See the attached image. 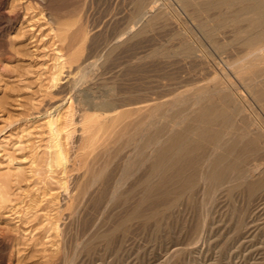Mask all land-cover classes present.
I'll list each match as a JSON object with an SVG mask.
<instances>
[{"label": "rangeland", "instance_id": "obj_1", "mask_svg": "<svg viewBox=\"0 0 264 264\" xmlns=\"http://www.w3.org/2000/svg\"><path fill=\"white\" fill-rule=\"evenodd\" d=\"M22 1H24V2L22 3ZM30 1H31V3H29V4L32 6V9H30L29 11L24 10V8L22 6H24V5L26 6L27 3ZM30 1L29 0L28 1L27 0H21V1L20 0H11V1L10 0H0V3H1L0 4V8H1L0 9L1 10L0 11V38L3 37L2 39H0V67H1V69H0V104H1L0 105V125H1L0 126L1 127L0 128V175L1 174L3 175V173L8 171V170L10 171L11 175L13 172V175L11 178L12 184L10 183V187L8 188L9 190L7 189L4 192L5 198L2 196L1 191H0V199H1L0 200V214L6 215L7 213L8 214L11 213L12 210L13 211L15 210L18 212V213L15 212L16 213L15 214L12 211L11 214L13 217L10 216L11 214L9 216H6L7 218L4 217L5 215L4 216L0 215V228L2 227L0 230V235H1L0 236V243L2 242L0 245V249L3 250V252L0 250V257L1 256L3 257V258L1 257L2 259L0 260L1 261L0 264H4V263L5 264H55V263L56 264H66V263L67 264H264V191H263L264 186L259 187V183L256 184L257 180H258V182L264 180V174L262 175V177L260 179H256V180L255 179L251 180L250 178L246 179L247 177H244L246 174L245 170H248L249 168H253L255 165H258L260 163H264V155H263L264 154V148H263L264 147V145H263L264 144V140H263L264 139V107H263L264 106V86H263L264 85V76H261L259 74L260 69L256 68V67H253V69L249 73L244 75L245 77L243 75H237L235 73V67L237 66L236 63L238 61L237 59L244 56V54L247 51V46L244 44L245 35L239 33V29L241 27H243L244 25H247V24H245V23H247V21L244 20V21L240 22L239 24H237V26L228 27L226 29H223L222 31H220L221 26H219L221 24V21H223V19H225V18L227 19L231 15V12H233V13L239 12L241 10V6H237L233 9H228V10H227V8H212L211 7L208 10L207 4L208 3L212 4L215 0L214 1L213 0H211V1L210 0H152V1L148 0L147 3H145L146 0H133V1L132 0H109V1L108 0H81V1L80 0H78V1L77 0L76 1L75 0H66V2H65V0H56V3L55 2L53 3V0H50V1L49 0H41V1L30 0ZM139 1H140V4H139ZM143 1H145V2H143ZM17 2H19L20 4ZM75 2H76V5L74 4ZM78 2H80V3H78ZM68 3L71 5H75L76 8L74 6L69 5ZM49 4L51 5V7H49ZM143 4H144V6H143ZM17 5L19 6V8L17 7ZM35 5L36 6L38 5V7H36ZM47 5H48V7H47ZM67 5H69V8ZM82 5L83 6L85 5V6L83 7ZM199 6H200V8H199ZM71 7H74V9L78 13ZM80 7L82 9H80ZM138 7H140V9ZM143 7H147V8L154 7L153 16L147 14L146 16H144L142 18V16H141L142 10L141 9H143ZM161 7L164 9H162ZM50 8H52V9H50ZM77 8H79V9L77 10ZM14 9H15V11H14ZM84 9H86V10L82 13V11ZM34 10H37V12ZM79 10H81V11H79ZM4 11H6V12H4ZM10 11H11V13H10ZM53 11H55L56 13ZM60 11H63V12L60 13ZM223 11H225V12H223ZM2 12L5 14H3ZM21 12H22V14H21ZM27 12H28V14H27ZM64 12H65V14H64ZM75 13H76V16H75ZM38 14L39 15L43 14L41 18H40V16L38 18V19H40L39 21H41L40 23H39V21H37L38 19H36L38 17L37 16ZM67 14H68V16H66ZM228 14H230V15H228ZM15 15L17 17H15ZM24 15H25V17H24ZM46 15H48V16H46ZM55 15H56V17H55ZM22 16L24 18H26V17L27 18L24 19ZM43 16H45V17H43ZM60 16H62V18ZM49 17H50V19H49ZM54 17L55 18H57V17L61 18L60 21L62 20L63 21V22L61 21L62 23H64V21H65L66 24H68L71 21L69 23L70 25H68L69 26V32H68L69 34H73L77 30H79V31L81 30V33H82L81 37L75 41V43L73 44V47L71 48L72 50H70L69 53L65 49V43L58 40L59 39L58 36L60 35V32L58 30L59 24L57 23V20H55ZM217 17H220V18H217ZM11 18L13 20H11ZM45 18H46V21L44 20ZM51 18H52V20H51ZM63 18H64V20H63ZM77 18H80V19H77ZM48 19L50 21H48ZM219 19H220V21H219ZM140 21L143 23H141ZM144 21H146V22H144ZM216 21H217V23L218 22L219 23L217 24ZM31 22L34 24H37L34 29H30L31 28V27L29 28L30 25H27ZM20 23H22V24L20 25ZM38 23H39V25H38ZM45 24L47 26H45ZM77 24H79V25L82 24V26L84 25L85 27L80 26V27H82V29H81L79 27V25H77ZM213 24L215 27L213 26ZM19 25H20V27H19ZM241 25H243V26H241ZM24 26H26V27L24 28ZM77 27H79V29ZM18 28H20L22 32H20V29H18ZM28 28H29L30 34L27 32ZM55 28H57V31ZM245 28H246V26H245ZM48 29H50V30L52 29L53 31L51 30L52 31L51 32ZM262 29H263L262 27H258L256 29V32H259ZM18 30H19V32H18ZM37 30H38V32H37ZM82 30H83V32H82ZM41 31H42V34H41ZM45 31L47 32L48 35L45 34V36H44V33H46ZM79 31H77V32H79ZM7 32H9V33H7ZM20 33H22V34L20 35ZM51 33H53V34L56 33L54 35L55 36L57 35V37H55ZM86 33H87V36H86V38H84ZM222 33H224V34L222 35ZM18 35L20 36V38L21 37L22 38L18 39V37H17ZM24 35H26V36H24ZM33 35L34 36L36 35L35 38ZM83 35H84V37H83ZM188 36H189V39H187ZM36 37H37V39H36ZM115 37H117V38H115ZM31 38H32V40H31ZM90 38H91V40H89L90 41V43H89L88 39H90ZM38 39H41V40H38ZM46 40H47V42H46ZM57 42H59V43H57ZM118 42H120V43H118ZM47 43H48V45H47ZM50 43H53L54 45L58 44V47L56 45L54 46L53 44H52V46H53L52 47ZM49 44H50V46H49ZM83 45H85L86 47L85 48L82 47ZM23 48H25V50ZM41 48H42V50H40ZM91 48H92V50H91ZM56 49L59 51H56ZM60 50H63L62 52L64 54L67 52L68 55H72L71 65L75 69L72 66H70V64L66 63V65L63 69V71H64V76H62L63 80L61 82H62V84L64 83L63 84L64 86L66 85L67 89L65 88V90H64L63 89L64 86L60 82V84L58 86H60V88L63 87L62 90L58 86L51 87L49 90V91H51L49 93L52 94L53 100H55V101L50 100V98H51V97L49 98L50 94L48 97L45 98L46 100H44L43 96H41L40 94L43 95L44 93H42V92L44 90H47V88L49 86H51V83L49 84V81H50L49 79H50L51 73H53V68L56 66V63H57L56 57L60 53ZM51 51H53V52H51ZM83 51H84V53H83ZM76 52H78L77 55L74 54ZM224 52H225V54H224ZM54 55H56V56H54ZM21 56H23V57H21ZM29 56L31 58H29ZM47 56H48V58H47ZM84 56H86V57H84ZM87 56L89 58H92V60H90ZM50 57L52 59H55V62H54V60L52 61V59ZM233 57H234V59H233ZM83 58L88 59L86 65H85V66H87L86 71L88 73V76H87L88 79L86 78V79L81 80L80 77L82 75V69L83 68L82 69L76 68V64H77V62L80 63L79 61H81ZM202 58H203V60H202ZM203 61H205V63H203ZM72 63H75V64H72ZM94 63H96L98 66ZM204 64H207L209 68H207V66ZM38 66H41V67H38ZM44 66H45V68H44ZM50 66H51V69L49 68ZM77 66H78V64H77ZM15 67L17 69H15ZM95 67H97V68H95ZM46 68H48V69H46ZM89 68H91L90 71H89ZM18 69H20V70H18ZM34 70L36 71V73ZM70 72H71V74L68 75ZM27 73H28V76L26 75ZM32 73L35 75H33ZM232 73H234V74H232ZM20 74H22V75H20ZM42 75L45 77H42ZM47 75L48 76L50 75V76L47 77ZM218 77H220L219 80L221 82L218 80ZM261 77H263V78H261ZM36 78H37V80H36ZM42 78L43 79L45 78V79L43 80ZM33 80H34V84H33L34 87H33V85H31L33 83ZM39 80L42 82L41 83L38 82ZM245 80H246V82H245ZM29 81H30V83H29ZM89 81H91V82H89ZM100 81H102V82H100ZM208 82H209V84H208ZM216 82L221 83L222 87L220 89L219 88H213L214 85L216 84ZM8 83H9V85H8ZM42 83L44 86H41ZM46 83L48 84V86L46 85ZM35 85H37V86H35ZM26 86H28V87H26ZM46 86H47V88H45ZM255 86L257 89L255 88ZM78 87H79V90H78ZM203 87H204V90L206 87V91L203 90ZM28 88H30V89H28ZM35 88L37 91L35 90ZM52 88H53V90H52ZM24 89H26L27 91ZM30 90H32V91H30ZM54 90H55V92H54ZM86 90H87V92H86ZM115 90H116V92H115ZM33 91H36L35 96H34ZM61 91H64L63 92L64 95L67 94L68 91L70 93L68 92L69 94H67V96L65 95L66 97L63 96V98H65V99H63V98H61L62 97L61 94H63V93H61ZM31 92H33V93H31ZM72 92H73V94L71 95ZM82 92H84V93H82ZM54 93H56V96ZM76 93H79V94H76ZM30 96H32V97H30ZM73 96L75 97V99L72 98ZM55 97H57L58 100ZM70 98H72L74 100L72 106L75 107V109H73V110H72L73 107L69 108V106L71 105ZM81 98L85 102H83V101L81 102ZM62 99L65 100L64 101L65 104L63 107L64 109H62V111L66 110V109H70L72 111L71 112V111L66 110V112L63 111L62 114L65 116L64 113H66L67 118L69 117L68 113H69V115H71V113L74 114L73 119L75 122L71 125V127L70 126L69 127L71 128V130H73L75 132H74L73 138H69L68 140H67V137L65 134H64L65 136L63 135V137H62V140H65V138H66V141H62V142L65 143L64 146L66 145L65 147L68 151V155H69L68 156L69 157L68 166L69 167H67L66 171H62V168H60V167L58 168V167L53 165L54 168H56L58 170L56 172V169H53V166L52 167L49 166L50 162H51V158H49L50 157V150H49L50 145H48V144H50V140H49L50 136H49V134H46L47 129L45 128L46 129L45 130L43 127H41L42 126L40 124L41 121L35 120L33 122L31 120V118H29V115H28L29 112L28 111L32 110L34 113L43 112L46 109H48V107H49L47 105V103H49V102L55 103V102H58ZM33 100H36L37 102L40 100L39 103L41 104V102H42L43 105H40V104L38 105L35 101H34L35 103L33 102V104H32ZM66 100H68V101L66 102ZM225 100H227V102ZM229 101H230V104H227ZM28 102H30L32 105L28 104ZM147 102H154L156 104V107H157V113L152 120H149V119L144 120L145 119L144 118V119H142L143 121H141V119H137L139 117V116H137V114H135V113L132 114L131 112L130 113L128 112L126 114H128V115L130 114L129 115L130 118L128 115H126V117L124 119L125 122H123L122 125L125 124L126 127H128L129 129H126L125 125L122 127V125L119 124V126H116V129L118 130L117 132H115L116 130L113 132L112 131L113 129L111 130L112 133L109 132L110 130L108 131L110 134L107 131H105L108 133L107 135H109L110 140L107 139L108 137H107V135H104V132H103V134H101V139L102 138L104 139V141L101 140V143L105 142L106 139H107V141H110L109 144L107 141H106L107 143H105L106 147H107V145H109V147H108L109 150L105 151L106 148L103 147L104 149H103V151H101L102 149L99 148V150L101 149L100 152H99V150L97 151L99 154H97V152L94 151L89 155V157H88L89 159L87 158L88 155L86 153H83L80 150L81 149L80 147L83 146L84 141H85V140L82 141V138L84 137V139H85L84 135L87 134V132L84 134V130L82 129L83 127H81V126H83V120L81 121L82 124L80 122V119H83L82 115L84 113L88 112V114H92L93 112H95L93 114L96 116V113L100 112L101 113L100 118L102 120V119H104V118H102L104 114H109V113L111 114L113 112L120 111V109L122 110L125 108H130V107L132 108L135 105L144 104ZM237 104L239 107L236 106ZM27 105L31 106L32 109H30V107H28ZM233 105H235V106H233ZM45 106H48V107L43 108ZM77 106H78V108H77ZM228 106H230V107H228ZM17 107H20L21 109L23 107V109L21 110ZM37 107H39V109ZM83 107H84V109H83ZM224 107H226V109H224ZM229 108H231V109H229ZM25 109H26L27 114L25 113ZM206 109H214L215 111H220V112L227 111L228 112L229 117L231 119L230 120L231 123L228 125H230L229 126L230 129L232 128V126H234L235 129L233 127V130H235L236 132H234L232 129L230 130L229 127L227 128V126L223 127L225 130L224 132L228 131V129H229V131H228L229 133L228 132L227 133L229 135H231L230 137L227 136L228 142H226V143L227 144L229 143L228 145L234 146L236 151L233 148L234 150H231V151L222 150V152H221L218 150H213L214 149L212 147L213 145L211 143H208L207 141H204L202 143V137H201V134L199 133V131H202L204 124L201 122L202 119L200 120L199 116ZM128 110H130V109H126V111H128ZM32 111L30 113H33ZM232 111H233V113H232ZM247 111H248V113H247ZM21 112H23V113H21ZM98 113H97V115L99 116L100 113L99 114ZM160 113H162L163 115ZM165 113L168 115H166ZM243 113L245 115L247 113L248 116H245ZM23 114H25V115L23 116ZM231 114L234 115V117L233 116L231 117ZM63 115H62L63 119L61 120V125L64 123V126L66 125L65 127H67V124L65 123L67 118L64 119ZM77 115H79L80 117ZM238 115L240 116L241 119L238 117ZM25 116H27L29 119ZM159 116H164V117L160 118ZM181 116H182V118H180L181 119L180 120L179 117H181ZM131 117L134 118V120L136 119L134 123H133L134 120L132 121ZM176 117H178V118H176ZM244 117L246 119V122L244 120ZM126 118L128 119L127 122H126ZM13 119H15V120H13ZM78 119H79V122H78ZM171 119H172V121H171ZM137 120L138 121L140 120L141 122L140 121L139 122L141 124H139V122L136 123ZM147 120H149V121L147 122ZM175 120H176V122H175ZM242 120H244V121H242ZM27 122H29L30 124ZM35 122H36V124H35ZM143 122L148 123V125H146V124L144 125ZM151 122H153V123H151ZM251 122H252V124H251ZM149 123L153 127L152 128L150 126L151 129H153V130L149 129L150 132L148 130V128H150ZM177 123H178V125H176ZM133 124H134V127H133ZM137 124L141 125V126H136ZM152 124H155V125L153 126ZM221 124L225 125L220 120V121H216L215 123L209 124L210 125L209 127H210V129L217 130V129H219L217 127V125L221 126ZM32 125L33 126L35 125L34 127L36 130L32 127ZM73 125H78V126H76L78 129H79V125H80L81 128L78 130ZM127 125H129V126H127ZM211 125H212V127H211ZM238 125L240 127H238ZM248 125H249V127H248ZM257 125H258V127L260 126L259 127L260 129L257 127ZM11 126H12V128H11ZM72 126L75 127V129ZM120 126H121V128H120ZM142 126H143V129H142ZM213 126H215L216 128ZM246 126H247V128H249L248 130L251 129L250 130V131H252L251 136H250V134H248V136L247 135L245 136ZM39 127L41 129H43L42 130L43 133L41 132V129H39ZM65 127H64V129H65ZM136 127H137V129H139V128L142 129V131L144 130V127H145V129H147L148 133L146 130L143 131L144 133L146 131V133H145L146 135L141 130H140L141 133L137 129L133 130ZM17 128H19V129H17ZM32 128L34 130H32ZM185 128L187 131L185 130ZM240 128H242L241 129L242 133L239 131ZM243 128H245V130ZM64 129H63V131L65 132ZM81 129H82V132H81ZM220 129H221V127H220ZM256 129H259L260 132L257 131ZM24 130H27L28 132L31 131L32 133H30V135L26 134L27 132L25 131L26 132L25 133ZM44 130H45V132H44ZM123 130H125V131L123 132ZM136 130L138 131V133L136 132ZM237 130H238V132H237ZM242 130H244L245 132ZM131 131H135V132L133 133ZM152 131H154V132H152ZM190 131H192V135H191ZM193 131H194L195 135L193 134ZM261 131L263 132V134H261L262 133ZM39 132H41V133H39ZM254 132L255 133L259 132V133L258 134H252ZM22 133H23V135H22ZM80 133H83V134H81V136L83 135L82 137L80 135L78 136V134H80ZM124 133H128L129 136L132 135V138H130L131 136L129 137V136H127V134L125 135ZM197 133H198V135H197ZM32 134H33V136H31ZM112 134H115V135L111 136L112 138H110V135H112ZM19 135H20V138L23 136V138H22L23 141H20V142L23 144H25L24 142H26V145H25L26 147H24L23 144H21L19 142V140H22L19 138ZM43 135H46V136L44 137ZM117 135H118V137H117ZM160 135L162 136L161 138H160ZM174 135H175V137L181 136L182 138H184L185 142L186 143L189 142V144L190 143L192 144L194 141H197L194 143L200 144L201 149L199 148L196 150V152L194 151V153L193 152L190 153L192 156V159H191L189 153H188L189 156L187 154L186 155L185 154L180 155V156H177L180 160H178L179 162H177L176 165L175 164L172 165V162H171L168 166L167 163L170 159L169 155L171 152L166 151V149H167V146H170V144L175 140ZM234 135L235 136L237 135V136L235 137ZM240 135L242 138L240 137ZM260 135H262V136H260ZM25 136H27V137H25ZM41 136L45 139V141L49 140L48 141L49 143L47 141L45 142ZM104 136H106L107 138H104ZM135 136H137V138ZM155 136L156 137L159 136L157 138L160 141ZM197 136L198 137L200 136L201 139L198 138ZM254 137L259 139V140H256L257 145L250 144V139L252 141V138H254ZM33 138H35V139H33ZM129 138L131 140H129ZM189 138H191V139H189ZM246 138L247 139L249 138V139L247 140ZM260 138H262V140ZM124 139H127V140H124ZM144 139H146V140H144ZM147 139L149 140V142H147L148 141ZM240 139H241V142L239 141ZM243 139L246 141V143L244 142ZM170 140H173V141H171V143H170ZM242 140L244 143L242 142ZM16 141H18V142H16ZM232 141H233V143H232ZM235 141H236V146H235ZM247 141H248V143H247ZM262 141H263V143H262ZM44 142L46 144H44ZM80 142H82V143H80ZM139 142H141V143H139ZM41 143H43V144H41ZM71 143L76 148L79 145L78 149L79 148L80 149L79 150L77 149V151H76V148L72 147ZM201 143L206 145V147L204 145L201 146ZM1 144H2V146H1ZM29 144H30V147H29ZM76 144H77V146H76ZM145 144H146V146H145ZM156 144H158V145H156ZM244 144H247V145H244ZM138 145H140L141 147ZM153 145H155V146L153 147ZM258 145H260L259 146L260 148L258 147L259 149L257 148ZM262 145H263V147H262ZM17 146H19V148H20V146H23L22 148L24 149V153H23V149L22 148L18 149ZM31 146H33V147H31ZM44 146L47 147L46 150L48 149V153L44 149L45 148ZM165 146H166V148H165ZM178 146L184 147V145L182 143H180V145H178ZM142 147H143V149H141ZM245 147H246V149H245ZM35 148H36V150H35ZM12 149H15L14 152ZM28 149H29V151L27 152L26 150H28ZM37 149L39 152L37 151ZM86 149H87V147H86ZM136 149H137V154H136ZM145 149L147 152L144 151ZM202 149H204L205 153H204V151H202ZM20 150H22V151H20ZM83 150H84V152L87 151L85 149H83ZM207 150H210L211 153H209V151L207 152ZM253 150H254V152H252ZM257 150L259 152L260 151L261 152L260 153L255 152ZM19 151L22 153H20ZM225 151H227V152H225ZM4 152H8V153L6 154ZM15 152L18 154H16ZM41 152L44 154L47 153V154H45L47 156H45L43 154L41 155ZM76 152H79V155ZM95 152H96V154H94ZM105 152H106V154H104ZM233 152H235V153H233ZM246 152H249V154H247ZM70 154H71V157H70ZM75 154H77L78 157L80 156V158H82L81 157L82 155H85V156L87 155L85 157V159L87 158L86 160H88V161L85 162L84 160H82V162L84 161V163L87 164L92 160L91 161L92 163H89L90 166L88 164L85 166V164H84L85 167H82V165L80 167L79 162H81V160H80V158H78L80 161L77 160V155L75 156ZM203 154H204V156H203ZM251 154H252V156H251ZM258 154H260L261 157ZM7 155L9 157V159L7 158ZM199 155L202 157L200 158ZM232 155L235 157V159H234V157H232ZM256 155L259 156L260 158L255 157ZM74 156L76 158H73ZM105 156L107 158H110V166L106 167V168H105V166L109 165V163H108L109 161L107 162L108 159ZM126 156H127V159H126ZM161 156H162V158H161ZM183 156H185V157H183ZM193 156L195 158H193ZM2 157H4L5 159H3ZM96 157H98V158H96ZM99 157L101 158V160ZM182 157L184 158V160H182L183 159ZM189 157H190V159H189ZM197 157H199V159ZM228 157H229V159H228ZM237 157H238V159H236ZM246 157H247V159H246ZM25 158H28V159H25ZM43 158H45V160H47V161H45ZM92 158H94L95 161ZM102 158L104 160H102ZM159 158H160V160H159ZM219 158L223 159L222 167H224V168L216 167L217 165L213 164L214 163L213 160L216 161ZM239 158H241L240 163H239ZM13 159H15L16 161H14ZM18 159H21V160H18ZM37 159H39L38 160L39 162L37 161ZM82 159H84V158H82ZM157 159L161 163L156 161ZM243 159H245V161H242ZM259 159L263 162H261ZM24 160H27V161H24ZM75 160H76V162H75ZM96 160H98L100 162L98 163V161H96ZM192 160H195L196 163H195V161H194V163H192L193 162ZM224 160L225 161L227 160V161L225 162ZM228 160H231V161H228ZM70 161H72V163ZM102 161H104V162H102ZM189 161L191 162V164L188 163ZM200 161L202 164L200 163ZM41 162L43 164H40ZM45 162H47L49 165ZM96 162H97V164H96ZM144 162H146V163H144ZM152 162L153 163L156 162L155 164L159 163V166L156 168V171H158V172L154 171L155 174L154 173L151 174V172H152L151 169H152V165H153ZM224 162L226 163V165ZM231 162H233V163L231 164ZM241 162H243L244 165L246 164L245 165L246 167H243V164L240 165ZM7 163H9L8 167H7ZM162 163H163V165H162ZM81 164H83V163H81ZM91 164H93V165L96 164V166H93V165L91 166ZM105 164H107V165H105ZM127 164H128V166H127ZM180 164H181V166H180ZM188 164H189V166H188ZM237 164H239V165H237ZM17 165L19 166V168L22 167L21 169L23 170V173H24L22 177H24V178H22V177L20 178L18 176L16 177V174H17L16 168L18 167ZM26 165H27V167L29 166L27 169L25 167ZM46 165H48L49 167ZM161 165H162V168H160ZM183 165H184V167H183ZM213 165H215L216 168ZM233 165H237L236 169L239 168L238 169L239 171L236 169H233L234 170L233 172L230 171L232 169L229 170L231 173H233L232 175L235 177L233 180L231 179L232 175H230V174H228L229 176L227 175V173H230L229 171L224 173V175H225L224 179L225 180L221 181L222 183L220 185L217 182H215L214 179L208 177V175L213 173L214 170H217L218 168L223 170V169H225V166L226 167H229V166L232 167ZM101 166H104V168ZM166 166H167V169H166ZM207 166L209 167V169ZM241 166L243 167L242 171H240V168H242ZM40 167L42 169H44L43 170L44 174H43ZM79 167H80V169H79ZM89 167H91L92 173L94 171H96L93 174L97 175L98 178L100 177L99 179L97 177H94V175H92V173H90L91 172V170H90L89 175H92L94 177L91 180L92 176L88 175V170H87V169H90ZM92 167H94V168L96 167V169H97V167H99V168H101V170L103 172L101 173V170L99 168L98 169L100 171L99 170L97 171L96 169H93ZM126 167H127V169H126ZM129 167H131V168L129 169ZM172 167L174 168V170H176L177 173H175V171L173 170ZM175 167H177V168H175ZM193 167H195L194 170L197 171V173L195 171H194L195 173H193ZM38 168H39V170H38ZM84 168L85 169L87 168V169L85 170ZM171 168H172V170H171ZM28 169H29V172L27 171ZM35 169L37 171H35ZM75 169L77 170V172ZM103 169H105V171ZM168 169L170 172L172 171L171 174L169 173ZM180 169L182 170V172L184 170V172L185 173L187 172V173L182 174ZM1 170L3 173L1 172ZM46 170L49 171L48 174H47ZM70 170H72V173ZM84 170L86 171L88 177L85 174ZM31 171H32V173H31ZM59 171L62 173L64 172V173L60 174ZM125 171L127 173H125ZM163 171H167V172H163ZM173 171L175 173V176L177 175L176 176L177 178L173 177V175H172V174H174ZM199 171H200V176H198ZM25 172H27V173L25 174ZM33 172H35V173H33ZM98 172H100V174H102V175H100ZM189 172H191V175L189 174ZM234 172L239 175V178L242 177L239 181L242 180V182H244V183H242V182L240 183L237 180L238 185L242 184L241 187L234 185V183H235L234 180L239 179L236 177L238 175L234 174ZM83 173L85 174V176L83 175ZM31 174L35 175V176L33 175L35 180L33 179ZM125 174H126V176H125ZM162 174H163V176L165 174V176L163 177L164 179L161 177ZM166 174H167V176H166ZM187 174L189 175V177H187L188 176ZM58 175H60V176H58ZM122 175H123V177H122ZM178 175L180 176V178L182 180L180 178H178L179 177ZM183 175H185V177ZM1 176H0V178H1ZM101 176H102V178H101ZM171 176L174 180L171 178ZM233 176H232V178H233ZM29 177H30L29 180H31V178L33 180L28 181L27 179ZM117 177H119V179L122 178V181L126 178L123 181L124 183L126 182L125 183L126 185L122 186V185H124V183L121 180H119ZM165 177H167V179ZM168 177L171 179H168ZM186 177H187L186 180H188L187 182H190L193 179L190 177H194V179L192 180L195 182L194 184L195 185L197 184L196 186H198V184L200 183V185L198 187H196L195 185L191 186L190 184L185 182L186 180L184 178H186ZM13 178L15 179L14 180L15 184H13ZM53 178H55L56 180L58 179V180L56 181ZM87 178H89L90 180ZM96 178L99 181V183H98L99 187L97 186V183L95 182V181H97ZM128 178H129V180H128ZM205 178H207V179H205ZM110 179L112 181H110ZM148 179H150V180H148ZM161 179H162V182L163 181L165 182V184L162 186H161L162 182H160ZM165 179H166V181H165ZM198 179H200V180L198 181ZM210 179H211V181L213 180L212 182L213 183L215 182L216 184L215 183L214 184L217 186H215L212 182H210ZM115 180L116 181L119 180L118 182H121V184L122 183L123 184L121 185L120 183L116 182ZM126 180H128V181H126ZM139 180L141 182H139ZM206 180H207V182H206ZM253 180H255V181H253ZM59 181H61V183ZM90 181L92 182V185L90 184L91 183ZM108 181H110V183ZM249 181H250V183H249ZM251 181H253L252 184H251ZM93 182H95L94 184L96 186L93 184ZM166 182H167V184H170L171 186H174V187L172 188L170 185H167ZM232 182H234V183H232ZM245 182H246V184H245ZM107 183L110 186H107L108 185ZM112 183H115V184L118 183V184L115 185ZM179 183H181V185H179ZM224 183H225V185H227V183H228V185L225 186ZM253 183L255 184L256 187L254 189H250V187L253 185ZM37 184L40 186H38ZM47 184H48V186H47ZM119 184L121 185L120 187L117 188L119 191L116 190V188L113 189V187H117V185L119 186ZM158 184H160V185L158 186ZM12 185H15V186L13 187ZM87 185H90V186H87ZM93 185L95 187H93ZM100 185H102V187H100ZM150 185H153L154 188ZM166 185L168 187L170 186L172 188V189L169 188L172 192H170V190L167 191L168 187H166ZM175 185H177L178 189H180V193H179V190H177V187ZM185 185H187V186H185ZM247 185L250 187H248ZM81 186H83V188H80L78 190L75 188V187L79 188ZM182 186H183V188H182ZM73 187L75 189H73ZM89 187L92 188V189L90 188L92 191H93V189L96 188L94 194L91 193L92 191L89 189ZM158 187H161V188L159 189ZM163 187L165 189H162ZM97 188H99V189H97ZM100 188H103L104 190L100 189ZM121 188L122 189L124 188V189L121 190ZM132 188L133 189L135 188V190L136 189L137 190L133 191ZM189 188H191L192 190L191 189L189 190ZM260 188H261V191H260ZM49 189H51L50 193H49V191H50ZM85 189L87 190L86 192H85ZM130 189H132V190H130ZM151 189H153V190L155 189V191H153V190L151 191ZM161 189H162V192H161ZM217 189H218V191H217ZM230 189L232 190V193H231ZM257 189H259V190H257ZM83 190L85 193L84 192L81 193ZM96 190H97V192H96ZM106 190L107 191H110V190L114 191L115 190L118 193L112 192L114 194V195H112L111 192H110V194L108 192V194H107ZM125 190L126 191L130 190L131 192L130 191H128V192L130 193L131 196ZM228 190H230V191H228ZM53 191H54V193H53ZM73 191H75L76 193ZM123 191H124V194L127 193V194H125L127 196H125V197L122 196V195H124ZM176 191H177V193H176ZM184 191H185V196H184ZM189 191H190V194H189ZM192 191H196V192L192 193ZM87 192L88 193L90 192V193L86 194ZM103 192H104V194H103ZM142 192H144V193H142ZM151 192L154 194L156 193L155 196L151 197L153 195ZM167 192H168V194H167ZM181 192H182V194H183L182 196L184 198L182 196H179V195H181ZM251 192H253V193H251ZM55 193H57V194L55 195ZM97 193H98V195H97ZM100 193H101V195H100ZM169 193L170 194L172 193L173 195L175 194L176 197H175V195L173 196L172 194L170 195ZM51 194H53V195H51ZM77 194H80V195H77ZM115 194H117L119 196L117 197V195H115ZM145 194H147V195H145ZM159 194H162V195H159ZM46 195H47V197H46ZM104 195H105V197H104ZM108 195H109V198L106 197ZM110 195H112L113 197ZM193 195H194V197H193ZM202 195H203V197H202ZM16 196L19 197L20 199L17 198ZM49 196H50V198L55 196L53 198L55 200H53L52 198L51 199L48 198ZM144 196H146L145 198H147L145 201H143L145 199ZM158 196L159 197L162 196V197L158 198ZM195 196H197V198ZM9 197H10V199H12L11 201H10ZM122 197H124V198L122 199ZM130 197H132V198H130ZM6 198H7V200H6ZM99 198L101 200L103 198V201L106 200L105 203L103 201L99 200ZM127 198L128 199L130 198V199L128 200ZM141 198L142 199L144 198L142 200V202H140ZM70 199L71 200L75 199V200H72V202H71ZM163 199H164V201H163ZM38 200H39V202H38ZM82 200H84V201H82ZM113 200H115L116 202ZM154 200H156V201H154ZM7 201L9 202V204H7L8 203ZM76 201H77V203H76ZM117 201H118V203H117ZM138 201L140 202V204L138 203ZM165 201L167 203H170V208H169L168 204H167L168 206L165 205V203H164ZM177 201L178 202L180 201V202L178 203ZM54 202H55V204H54ZM73 202H75L74 205L72 204L74 207H72V205H71V203H73ZM106 202H108V203H106ZM174 202L177 204H175ZM50 203H52L53 205H51ZM99 203L100 204L102 203L101 206L103 205L101 209H100L101 206L99 205ZM110 203H111V205H110ZM141 203H143L144 205H142ZM77 204H78V206H77ZM105 204H106V206H105ZM4 205H7L6 207L9 208L10 210L7 209ZM8 205H10L11 207ZM12 205L15 208H13ZM135 205L139 209L141 208L140 211L138 208H135L136 207ZM139 205H141V207H139ZM19 206H21V207H19ZM76 206L79 208H77ZM2 207H4V208H2ZM34 208H36V209H34ZM55 208H57V209H55ZM216 208H217V210H216ZM3 209L4 210L6 209V210L4 211ZM52 209H55V210L53 211ZM135 209H137L139 212L136 211ZM7 210H8V212H7ZM55 211L57 212L56 214H55ZM133 211H134V213H132ZM25 213H27V214H25ZM135 213H137V214H135ZM46 214H47V216H46ZM24 216H25V218H24ZM49 216H52L51 218L53 220L56 219L55 221L57 223L55 221H53L52 219H50ZM31 218L33 220L29 221V219H31ZM37 220H38V222H37ZM46 220H47V222H46ZM48 220H49V222H50V220H52V222H50V224H49ZM69 221H72V222L70 223ZM42 222H43V224H42ZM39 224H41V225H39ZM22 225H24V226H22ZM25 225H27V227ZM49 225H50V227H49ZM60 225H62V228ZM99 225H101L102 227ZM38 226H40V229ZM45 226L47 227L48 231L45 229L46 228ZM59 226H60V228H59ZM3 227L6 228L7 230L6 229L4 230ZM49 228H51L52 230L51 229L49 230ZM33 229H35V230H33ZM61 230H62V232H61ZM21 231H24V232H21ZM30 232H32V234ZM58 233H59V235H57ZM63 234H65V235L63 236ZM107 235H108V237H107ZM36 236H37V238H35ZM17 237H18V239H17ZM20 237H22V238H20ZM26 237L28 240L26 239ZM41 239H42V241H41ZM11 241H13V242L11 243ZM17 242H18V244H17ZM50 242H52V243H50ZM82 244H84V245H82ZM36 245L39 246L38 249H37ZM46 246H48V247H46ZM27 247H29V248H27ZM177 247H179V248H177ZM180 248H181V250H180ZM173 249H177V251L174 252ZM32 250H34V251H32ZM38 250L40 251V253ZM179 250H180V252H179ZM84 251H86V252H84ZM21 252H23L24 254ZM30 252L32 255L30 254ZM34 252H36V253H34ZM2 253H3V255H2ZM17 254H18V256H17ZM42 258H44V259L42 260ZM19 259H20V261H19ZM3 260H4V262H3ZM27 260H28V262H27ZM54 261H55V263H54Z\"/></svg>", "mask_w": 264, "mask_h": 264}, {"label": "bare ground", "instance_id": "obj_2", "mask_svg": "<svg viewBox=\"0 0 264 264\" xmlns=\"http://www.w3.org/2000/svg\"><path fill=\"white\" fill-rule=\"evenodd\" d=\"M11 1V0H10ZM21 1V0H20ZM28 1V0H27ZM30 1V0H29ZM33 1V0H32ZM39 1H41V0H39ZM50 1V0H49ZM76 1V0H75ZM78 1V0H77ZM81 1V0H80ZM109 1V0H108ZM133 1V0H132ZM150 1H152V0H150ZM211 1V0H210ZM214 1V0H213ZM24 1H22V3H23ZM56 3V0H53V3ZM65 2H66V0H65ZM70 2V1H69ZM143 2H145V1H143ZM148 2V0H146V2L145 3H147ZM154 2V1H153ZM190 2V1H189ZM197 2V1H196ZM208 2V1H207ZM16 3V2H15ZM17 3H19V2H17ZM26 3V2H25ZM29 3H31V1L30 2H28L27 3V5L25 6H22L23 8H24V10H26V11H29L30 9H32V6L29 4ZM35 3V2H34ZM71 3V2H70ZM73 3V2H72ZM78 3H80V2H78ZM83 3V2H82ZM91 3V2H90ZM1 4V3H0ZM4 4V3H3ZM20 4V3H19ZM18 4V5H19ZM69 4V3H68ZM75 5H76V2L74 3ZM126 4V3H125ZM139 4H140V1H139ZM11 5V4H10ZM15 5V4H14ZM17 5V7L19 8V6ZM22 5V4H21ZM54 5V4H53ZM69 5H71V4H69ZM69 5H67L68 6V8H69ZM75 5H71V6H74L75 8H76V6ZM78 5V4H77ZM81 5V4H80ZM89 5V4H88ZM149 5V4H148ZM16 6V5H15ZM36 6V5H35ZM64 6V5H63ZM66 6V5H65ZM83 6V5H82ZM85 6V5H84ZM83 6V7H84ZM143 6H144V4H143ZM237 6H241V10L239 11V12H236V13H233V12H231V15L230 14H228V15H230L227 19L225 18V19H223V21H221V24L219 25V26H221V30L220 31H222L223 29H226V28H228V27H235V26H237V24H239L240 22H242V21H247V23H245V24H247V25H241V26H243V27H241L240 29H239V33H241V34H243V35H245V40H244V44L247 46V51H246V53L244 54V56H242V57H240L239 59H237L238 61H237V66L235 67V73L237 74V75H246L247 73H249L252 69H253V67H256V68H259L260 69V75L261 76H264V0H215L212 4H207V9L209 10V8H227V10L228 9H233V8H235V7H237ZM36 7H38V5L36 6ZM46 7V6H45ZM47 7H48V5H47ZM49 7H51V5L49 4ZM74 7H71V8H73L74 9ZM89 7V6H88ZM87 8V7H86ZM139 9H140V7H138ZM162 8V7H161ZM199 8H200V6H199ZM1 9V8H0ZM10 9V8H9ZM12 9V8H11ZM34 9V8H33ZM50 9H52V8H50ZM49 9V10H50ZM72 9V10H73ZM79 8H77V10H78ZM80 9H82L81 7H80ZM110 9V8H109ZM156 9V8H155ZM162 9H164V8H162ZM75 10V9H74ZM86 9H84L83 11H82V13L85 11ZM142 10V13H141V16H142V18L144 17V16H146L147 14L148 15H151V16H153V14H154V7H151V8H147V7H143V9H141ZM211 10V9H210ZM222 10V9H221ZM225 10V9H224ZM236 10V9H235ZM1 11V10H0ZM14 11H15V9H14ZM34 11H36L37 12V10H34ZM51 11V10H50ZM76 11V10H75ZM74 11V12H75ZM79 11H81V10H79ZM4 12H6V11H4ZM24 12V11H23ZM35 12V13H36ZM53 12H55V11H53ZM61 12H63V11H60V13ZM77 12V11H76ZM223 12H225V11H223ZM228 12V11H227ZM3 13V12H2ZM10 13H11V11H10ZM40 13V12H39ZM43 13V12H42ZM56 13V12H55ZM78 13V12H77ZM229 13V12H228ZM3 14H5V13H3ZM14 14V13H13ZM21 14H22V12H21ZM24 14V13H23ZM27 14H28V12H27ZM34 14V13H33ZM47 14V13H46ZM63 14V13H62ZM64 14H65V12H64ZM163 14V13H162ZM42 15L43 14H41V15H37L38 17L36 18V19H38L39 18V16H40V18L42 17ZM49 15V14H48ZM48 15H46V16H48ZM82 15V14H81ZM120 15V14H119ZM118 15V16H119ZM178 15V14H177ZM192 15V14H191ZM20 16V15H19ZM50 16V15H49ZM66 16H68V14L66 15ZM75 16H76V13H75ZM79 16V15H78ZM135 16V15H134ZM163 16V15H162ZM213 16V15H212ZM217 16V15H216ZM15 17H17L16 15H15ZM14 17V18H15ZM23 17V16H22ZM24 17H25V15H24ZM23 17V18H24ZM31 17V16H30ZM43 17H45V16H43ZM55 17H56V15H55ZM54 17V18H55ZM61 18H62V16H60ZM116 17V16H115ZM201 17V16H200ZM203 17V16H202ZM27 18V17H26ZM26 18H24V19H26ZM58 18V19H57ZM57 18H55V20H57V23L59 24V27H58V30H59V32H60V35L58 36L59 37V39L58 40H60L61 42H64L65 43V49L68 51V53L70 52V50H72L71 48L73 47V44L75 43V41L78 39V38H80L81 37V30L79 31V30H77V31H79V32H74L73 34H69L68 32H69V26L68 25H70L69 23L71 22H69L68 24H66L65 23V21H64V23H62L61 21H60V19L61 18H59V17H57ZM147 18V17H146ZM145 18V19H146ZM158 18V17H157ZM217 18H220V17H217ZM8 19V18H7ZM49 19H50V17H49ZM48 19V21H50ZM77 19H80V18H77ZM84 19V18H83ZM141 19V18H140ZM144 19V20H145ZM203 19V18H202ZM11 20H13L12 18H11ZM10 20V21H11ZM29 20V19H28ZM40 19H38L37 21H39ZM45 21H46V18L44 19ZM51 20H52V18H51ZM63 20H64V18H63ZM67 20V19H66ZM142 20V19H141ZM152 20V19H151ZM33 21V20H32ZM44 21V22H45ZM69 21V20H68ZM77 21V20H76ZM167 21V20H166ZM218 21V20H217ZM217 21H216V23H217ZM219 21H220V19H219ZM17 22V21H16ZM24 22V21H23ZM30 22V21H29ZM41 21H39V23H40ZM80 22V21H79ZM109 22V21H108ZM138 22V21H137ZM141 22V21H140ZM144 22H146V21H144ZM199 22V21H198ZM209 22V21H208ZM28 23V22H27ZM26 23V24H27ZM39 23H38V25H39ZM46 23V22H45ZM50 23V22H49ZM52 23V22H51ZM106 23V22H105ZM116 23V22H115ZM139 23V22H138ZM141 23H143V22H141ZM140 23V24H141ZM215 23V22H214ZM219 23V22H218ZM217 23V24H218ZM7 24V23H6ZM11 24V23H10ZM22 23H20V25H21ZM25 24V25H26ZM43 24V23H42ZM48 24V23H47ZM72 24V23H71ZM147 24V23H146ZM145 24V25H146ZM175 24V23H174ZM205 24V23H204ZM208 24V23H207ZM20 25H19V27H20ZM27 25H30L29 26V28L30 29H34L35 27H36V25L37 24H34V23H29V24H27ZM51 25V24H50ZM77 25H79V24H77ZM134 25V24H133ZM138 25V24H137ZM176 25V24H175ZM4 26V25H3ZM43 26V25H42ZM45 26H47L46 24H45ZM55 26V25H54ZM80 26H82V24L81 25H79V27ZM84 26V25H83ZM82 26V27H83ZM166 26V25H165ZM213 26H214V24H213ZM245 26H246V28H245ZM22 27V26H21ZM26 26H24V28H25ZM79 27H77L78 29H79ZM82 27H80L81 29H82ZM85 27V26H84ZM143 27V26H142ZM215 27V26H214ZM258 27H262L263 29L261 30V31H259V32H256V29L258 28ZM29 28H28V30H27V32L29 33ZM41 28V27H40ZM43 28V27H42ZM53 28V27H52ZM117 28V27H116ZM219 28V27H218ZM15 29V28H14ZM18 29H20V28H18ZM38 29V28H37ZM56 29V31H57V28H55ZM93 29V28H92ZM114 29V28H113ZM144 29V28H143ZM9 30V29H8ZM16 30V29H15ZM26 30V29H25ZM48 30H50V29H48ZM52 30V29H51ZM50 30V31H51ZM115 30V29H114ZM127 30V29H126ZM32 31V30H31ZM36 31V30H35ZM53 31V30H52ZM51 31V32H52ZM86 31V30H85ZM238 31V30H237ZM10 32V31H9ZM9 32H7V33H9ZM18 32H19V30H18ZM20 32H22L21 31V29H20ZM37 32H38V30H37ZM40 32V31H39ZM46 32V31H45ZM82 32H83V30H82ZM88 32V31H87ZM93 32V31H92ZM216 32V31H215ZM5 33V32H4ZM26 33V32H25ZM27 33V34H28ZM33 33V32H32ZM232 33V32H231ZM22 33H20V35H21ZM26 34V35H27ZM30 34V33H29ZM28 34V35H29ZM41 34H42V31H41ZM45 34H47V32L46 33H44V36H45ZM51 34H53V33H51ZM54 34H56V33H54ZM53 34V35H54ZM102 34V33H101ZM224 33H222V35H223ZM4 35V34H3ZM26 35H24V36H26ZM48 35V34H47ZM209 35V34H208ZM214 35V34H213ZM231 35V34H230ZM233 35V34H232ZM2 36V35H1ZM23 36V35H22ZM34 36V35H33ZM32 36V37H33ZM36 36V35H35ZM35 36H34V38H35ZM38 36V35H37ZM55 36V35H54ZM86 36H87V33H86V35H85V37H84V35H83V37L84 38H86ZM128 36V35H127ZM221 36V35H220ZM229 36V35H228ZM18 37V39L20 38V36L18 35L17 36ZM52 37V36H51ZM55 37H57V35L55 36ZM109 37V36H108ZM107 37V38H108ZM113 37V36H112ZM225 37V36H224ZM244 37V36H243ZM3 38V37H2ZM2 38H0V39H2ZM13 38V37H12ZM22 38V37H21ZM20 38V39H21ZM46 38V37H45ZM115 38H117V37H115ZM187 38V37H186ZM217 38V37H216ZM221 38V37H220ZM36 39H37V37H36ZM49 39V38H48ZM187 39H189V36H188V38ZM244 39V38H243ZM242 39V40H243ZM16 40V39H15ZM30 40V39H29ZM31 40H32V38H31ZM38 40H41V39H38ZM51 40V39H50ZM49 40V41H50ZM89 40H91V38L90 39H88V41ZM181 40V39H180ZM219 40V39H218ZM221 40V39H220ZM224 40V39H223ZM45 41V40H44ZM29 42V41H28ZM37 42V41H36ZM43 42V41H42ZM46 42H47V40H46ZM86 42V41H85ZM92 42V41H91ZM39 43V42H38ZM41 43V42H40ZM57 43H59V42H57ZM88 43V42H87ZM89 43H90V41H89ZM118 43H120V42H118ZM171 43V42H170ZM51 44V46H52V44L53 43H50ZM50 44H49V46H50ZM85 44V43H84ZM42 45V44H41ZM47 45H48V43H47ZM54 45V44H53ZM56 45V44H55ZM54 45V46H55ZM61 45V44H60ZM221 45V44H220ZM241 45V44H240ZM37 46V45H36ZM39 46V45H38ZM46 46V45H45ZM57 47H58V44L56 45ZM78 46V45H77ZM40 47V46H39ZM42 47V46H41ZM53 47V46H52ZM56 47V48H57ZM82 47H86L85 45H83ZM91 47V46H90ZM93 47V46H92ZM171 47V46H170ZM48 48V47H47ZM76 48V47H75ZM83 48V49H84ZM116 48V47H115ZM188 48V47H187ZM186 48V49H187ZM198 48V47H197ZM242 48V47H241ZM24 50H25V48H23ZM31 49V48H30ZM53 49V48H52ZM59 49V48H58ZM87 49V48H86ZM40 50H42V48L40 49ZM64 50V49H63ZM63 50H60V53L57 55V57H56V61H57V63H56V66L53 68V73H51V76H50V81H49V84L51 83V86H49L48 88H47V86H48V84L46 83V87L45 88H47V90H44L42 93H44L43 95L42 94H40L41 96H43V99L44 100H46L45 98L46 97H48L49 96V92H51V91H49L50 90V88L51 87H55V86H58L59 84H60V82L63 80V77L62 76H64V71H63V69H64V67H65V65H66V63H68V64H70V66H72L71 65V60H72V55H68V53L66 52L65 54L62 52ZM91 50H92V48H91ZM27 51V50H26ZM56 51H59V50H57L56 49ZM55 51V52H56ZM78 51V50H77ZM188 51V50H187ZM51 52H53V51H51ZM54 52V53H55ZM97 52V51H96ZM124 52V51H123ZM37 53V52H36ZM77 53L78 52H76V53H74V54H76L77 55ZM83 53H84V51H83ZM189 53V52H188ZM24 54V53H23ZM39 54V53H38ZM44 54V53H43ZM42 54V55H43ZM49 54V53H48ZM224 54H225V52H224ZM29 55V54H28ZM33 55V54H32ZM37 55V54H36ZM84 55V54H83ZM87 55V54H86ZM105 55V54H104ZM41 56V55H40ZM49 56V55H48ZM48 56H47V58H48ZM51 56V55H50ZM54 56H56V55H54ZM18 57V56H17ZM20 57V56H19ZM21 57H23V56H21ZM45 57V56H44ZM43 57V58H44ZM84 57H86V56H84ZM88 57V56H87ZM231 57V56H230ZM29 58H31L30 56H29ZM41 58V57H40ZM51 58V57H50ZM77 58V57H76ZM89 58V57H88ZM99 58V57H98ZM136 58V57H135ZM224 58V57H223ZM227 58V57H226ZM39 59V58H38ZM42 59V58H41ZM52 59V58H51ZM78 59V58H77ZM90 60H92V58H89ZM233 59H234V57H233ZM30 60V59H29ZM54 60V62H55V59H52V61ZM100 60V59H99ZM202 60H203V58H202ZM87 61H88V59H85V58H83L81 61H79L80 63H78L77 62V64H78V66H77V64H76V68H78V69H82V75H81V80L82 79H86L87 78V76H88V73H87V71H86V68H87V66H85L86 65V63H87ZM102 61V60H101ZM51 62V61H50ZM95 62V61H94ZM218 62V61H217ZM228 62V61H227ZM98 63V62H97ZM203 63H205V61H203ZM29 64V63H28ZM53 64V63H52ZM51 64V65H52ZM72 64H75V63H72ZM94 64H96V63H94ZM100 64V63H99ZM195 64V63H194ZM202 64V63H201ZM24 65V64H23ZM97 65V64H96ZM204 65H206L207 66V68H209L208 67V65L207 64H204ZM25 66V65H24ZM29 66V65H28ZM98 66V65H97ZM229 66V65H228ZM227 66V67H228ZM19 67V66H18ZM38 67H41V66H38ZM73 67V66H72ZM71 67V68H72ZM89 67V66H88ZM4 68V67H3ZM30 68V67H29ZM44 68H45V66H44ZM50 69H51V66L49 67ZM74 68V67H73ZM94 68V67H93ZM95 68H97V67H95ZM217 68V67H216ZM0 69H1V67H0ZM15 69H17L16 67H15ZM38 69V68H37ZM46 69H48V68H46ZM75 69V68H74ZM90 69L91 68H89V71H90ZM3 70V69H2ZM1 70V71H2ZM18 70H20V69H18ZM39 70V69H38ZM66 70V69H65ZM204 70V69H203ZM35 71V70H34ZM49 71V70H48ZM47 71V72H48ZM72 71V70H71ZM216 71V70H215ZM17 72V71H16ZM40 72V71H39ZM44 72V71H43ZM46 72V73H47ZM50 72V71H49ZM52 72V71H51ZM73 72V71H72ZM2 73V72H1ZM35 73H36V71H35ZM38 73V72H37ZM66 73V72H65ZM81 73V72H80ZM30 74V73H29ZM33 74V73H32ZM49 74V73H48ZM71 74V72L68 74V75H70ZM209 74V73H208ZM222 74V73H221ZM232 74H234V73H232ZM235 74V75H236ZM20 75H22V74H20ZM27 76H28V73L26 74ZM31 75V74H30ZM33 75H35V74H33ZM45 75V74H44ZM95 75V74H94ZM219 75V74H218ZM226 75V74H225ZM228 75V74H227ZM230 75V74H229ZM32 76V75H31ZM46 76V75H45ZM45 76H43L42 75V77H45ZM48 75H47V77H49ZM224 76V75H223ZM233 76V75H232ZM22 77V76H21ZM38 77V76H37ZM208 77V76H207ZM236 77V76H235ZM239 77V76H238ZM245 77V76H244ZM250 77V76H249ZM17 78V77H16ZM26 78V77H25ZM66 78V77H65ZM79 78V79H80ZM215 78V77H214ZM219 78L220 77H218V80H219ZM261 78H263V77H261ZM23 79V78H22ZM43 79V78H42ZM45 79V78H44ZM43 79V80H44ZM88 79V78H87ZM204 79V78H203ZM222 79V78H221ZM243 79V78H242ZM12 80V79H11ZM26 80V79H25ZM36 80H37V78H36ZM35 80V81H36ZM48 80V79H47ZM46 80V81H47ZM71 80V79H70ZM205 80V79H204ZM244 80V79H243ZM16 81V80H15ZM23 81V80H22ZM32 81V80H31ZM66 81V80H65ZM220 81V80H219ZM255 81V80H254ZM18 82V81H17ZM24 82V81H23ZM22 82V83H23ZM38 82H42V81H38ZM83 82V81H82ZM89 82H91V81H89ZM100 82H102V81H100ZM206 82V81H205ZM210 82V81H209ZM209 82H208V84H209ZM221 82V81H220ZM245 82H246V80H245ZM4 83V82H3ZM25 83V82H24ZM27 83V82H26ZM29 83H30V81H29ZM39 83V84H40ZM44 83V82H43ZM43 83H42V85L41 86H44L43 85ZM109 83V82H108ZM34 84V80H33V83L31 84V85H33ZM37 84V83H36ZM61 84H62V82H61ZM64 84V83H63ZM62 84V85H63ZM102 84V83H101ZM111 84V83H110ZM8 85H9V83H8ZM18 85V84H17ZM61 85V86H62ZM98 85V84H97ZM225 85V84H224ZM232 85V84H231ZM246 85V84H245ZM255 85V84H254ZM29 86V85H28ZM28 86H26V87H28ZM35 86H37V85H35ZM40 86V87H41ZM64 86V85H63ZM73 86V85H72ZM102 86V85H101ZM207 86V85H206ZM211 86V85H210ZM234 86V85H233ZM264 86V85H263ZM20 87V86H19ZM32 87V86H31ZM33 87H34V85H33ZM59 88H60V86H58ZM75 87V86H74ZM222 86H221V83H219V82H216V84L214 85V87L213 88H221ZM232 87V86H231ZM11 88V87H10ZM63 88V87H62ZM62 88H60L61 90H62ZM65 88H66V85L64 86V90H65ZM76 88V87H75ZM74 88V89H75ZM92 88V87H91ZM250 88V87H249ZM255 88H256V86H255ZM28 89H30V88H28ZM42 89V88H41ZM59 89V90H60ZM67 89V88H66ZM88 89V88H87ZM234 89V88H233ZM243 89V88H242ZM253 89V88H252ZM257 89V88H256ZM255 89V90H256ZM24 90H26V89H24ZM34 90V89H33ZM35 90H36V88H35ZM52 90H53V88H52ZM77 90V89H76ZM78 90H79V87H78ZM203 90H204V87H203ZM237 90V89H236ZM244 90V89H243ZM27 91V90H26ZM30 91H32V90H30ZM37 91V90H36ZM36 91H33L34 92V96H35V93H36ZM81 91V90H80ZM157 91V90H156ZM204 91H206V87H205V90ZM226 91V90H225ZM33 92H31V93H33ZM54 92H55V90H54ZM57 92V91H56ZM64 91H61V93H63ZM67 92V91H66ZM65 92V93H66ZM69 92V91H68ZM67 92V94H69ZM76 92V91H75ZM86 92H87V90H86ZM115 92H116V90H115ZM213 92V91H212ZM257 92V91H256ZM82 93H84V92H82ZM210 93V92H209ZM214 93V92H213ZM242 93V92H241ZM38 94V93H37ZM55 94V96H56V93H54ZM67 94H65L66 96H67ZM73 94V92L71 93V95ZM76 94H79V93H76ZM205 94V93H204ZM215 94V93H214ZM237 94V93H236ZM64 95V93L63 94H61V98H63V96H65ZM209 95V94H208ZM29 96V95H28ZM33 96V95H32ZM32 96H30V97H32ZM37 96V95H36ZM65 96V97H66ZM69 96V95H68ZM216 96V95H215ZM231 96V95H230ZM239 96V95H238ZM29 97V98H30ZM52 99H51V98ZM71 97V96H70ZM262 97V96H261ZM23 98V97H22ZM40 98V97H39ZM49 98H50V100L52 101L53 100V97H52V94H50V96H49ZM56 99H57V97H55ZM68 98V97H67ZM72 98H74L75 99V97L73 96ZM72 98H70V100H71V105L69 106V108L70 107H73L72 105H73V99ZM97 98V97H96ZM219 98V97H218ZM235 98V97H234ZM37 99V98H36ZM60 99V98H59ZM63 99H65V98H63ZM60 100V101H58V102H49V103H47V105L49 106H45V107H43V108H47L48 107V109H44L45 111H43V112H37V113H34L32 110H30V111H28L29 113H28V115H29V118H31V120L34 122L35 120H37V121H41L40 122V124L42 125L41 127H43L44 129L46 128L47 129V132H46V134H49V136H50V144H48V145H50L49 146V150H50V157L49 158H51V162H50V165L47 163V162H45V163H47L50 167H52L53 165L54 166H56V167H60V168H62V171H66V169H67V167H69L68 166V162H69V155H68V151H67V149H66V145L64 146V144L65 143H63L62 141H66V138H65V140H62V137H63V135L65 134L66 135V137H67V140L69 139V138H73V136H74V132L75 131H73V130H71V125L75 122L74 121V119H73V116H74V114L73 113H71V115H69V113H68V118H67V114L66 113H64L65 114V116L62 114V112L63 111H65L66 112V110L67 111H71L70 109H66V110H63L62 111V109H64L63 107H64V104H65V100ZM123 99V98H122ZM121 99V100H122ZM224 99V98H223ZM237 99V98H236ZM58 100V99H57ZM118 100V99H117ZM120 100V101H121ZM145 100V99H144ZM238 100V99H237ZM16 101V100H15ZM36 102L38 105L40 104L39 103V101L37 102L36 100H33L32 101V104H33V102ZM53 101H55V100H53ZM68 100H66V102H67ZM83 100H82V98H81V102H82ZM109 101V100H108ZM226 102H227V100H225ZM34 102V103H35ZM70 102V101H69ZM68 102V103H69ZM83 102H85V101H83ZM116 102V101H115ZM123 102V101H122ZM236 102V101H235ZM262 102V101H261ZM105 103V102H104ZM237 103V102H236ZM20 104V103H19ZM28 104H30V105H32L30 102H28ZM160 104V103H159ZM226 104V103H225ZM227 104H230V101L227 103ZM240 104V103H239ZM1 105V104H0ZM40 105H43L42 104V102H41V104ZM104 105V104H103ZM175 105V104H174ZM223 105V104H222ZM22 106V105H21ZM28 107H30V109H32L31 108V106H29V105H27ZM26 106V107H27ZM75 106V105H74ZM158 106V105H157ZM201 106V105H200ZM233 106H235V105H233ZM236 106H238V104L236 105ZM242 106V105H241ZM85 107V106H84ZM84 107H83V109H84ZM228 107H230V106H228ZM239 107V106H238ZM264 107V106H263ZM17 108H19V109H21L20 107H17ZM25 108V107H24ZM38 109H39V107H37ZM68 108V107H67ZM77 108H78V106H77ZM108 108V107H107ZM110 108V107H109ZM237 108V107H236ZM22 109H23V107H22ZM21 109V110H22ZM36 109V108H35ZM52 109V110H51ZM73 109H75V107H73L72 108V110ZM114 109V108H113ZM120 109V108H119ZM126 109H130V110H128V111H126ZM159 109V108H158ZM221 109V108H220ZM224 109H226V107H224ZM229 109H231V108H229ZM239 109V108H238ZM262 109V108H261ZM43 110V109H42ZM78 110V109H77ZM82 110V109H81ZM162 110V109H161ZM240 110V109H239ZM238 110V111H239ZM244 110V109H243ZM259 110V109H258ZM33 112V113H30V112ZM41 111V110H40ZM79 111V110H78ZM126 111V112H125ZM193 111V110H192ZM24 112V111H23ZM23 112H21V113H23ZM72 112V111H71ZM76 112V111H75ZM135 113V114H137V116H139L137 119H141V121H143L142 119H144V120H146V119H149V120H152L153 118H154V116L156 115V113H157V107H156V104L154 103V102H147V103H144V104H139V105H135L134 107H130V108H125V109H120V111H116V112H113V113H109V114H104L103 115V117L102 118H104V119H102L101 120V113H100V115L98 116L97 115V113H96V116L93 114V113H95V112H93L92 114H88V112L87 113H84L82 116H83V119H80V122L83 120V126H81V127H83L82 129L84 130V134L87 132V134L86 135H84L85 136V139H84V137L82 138V141L83 140H85L84 141V144H83V146H81L79 149L83 152V153H86L87 155V158L89 157V155L92 153V152H94V151H98L99 150V148H101L100 150L101 151H103V149L104 148H106L105 149V151H107V150H109V145H107V147L105 146L106 144L105 143H107L108 142V144H109V142L110 141H107V139H109V135H107L109 132H111V130L114 132L115 130V132H117L118 130L116 129V126H119V124H121L122 125V123L123 122H125L124 121V119H125V117H126V115H128V114H126V113ZM196 112V111H195ZM241 112V111H240ZM239 112V113H240ZM20 113V114H21ZM25 113H26V109H25ZM77 113V112H76ZM81 113V112H80ZM98 113V114H99ZM169 113V112H168ZM173 113V112H172ZM201 113V112H200ZM232 113H233V111H232ZM247 113H248V111H247ZM247 113H246V115L245 116H248L247 115ZM253 113V112H252ZM27 114V113H26ZM159 114V113H158ZM157 114V115H158ZM160 114H162V113H160ZM166 114V113H165ZM175 114V113H174ZM182 114V113H181ZM187 114V113H186ZM236 114V113H235ZM255 114V113H254ZM25 114H23V116H24ZM62 115L64 116V119L65 118H67L66 119V121H65V123L67 124V127H65L64 126V123L62 124L64 127H65V129H64V127L61 125V120L63 119V117H62ZM130 115V114H129ZM128 115V116H129ZM163 115V114H162ZM166 115H168V114H166ZM177 115V114H176ZM257 115V114H256ZM21 116V115H20ZM77 116H79V115H77ZM127 116V117H128ZM136 116V115H135ZM165 116V115H164ZM164 116H159L160 118L161 117H164ZM186 116V115H185ZM234 117V115H232L231 114V117ZM250 116V115H249ZM25 117H27V116H25ZM80 117V116H79ZM237 117V116H236ZM235 117V118H236ZM238 117L240 118V116L238 115ZM237 117V118H238ZM255 117V116H254ZM258 117V116H257ZM18 118V117H17ZM23 118V117H22ZM28 118V117H27ZM28 118V119H29ZM129 118H130V116H129ZM166 118V117H165ZM176 118H178V117H176ZM175 118V119H176ZM180 118H182V116L181 117H179V119ZM187 118V117H186ZM199 118H200V120H201V122L204 124V127L202 128V131H199V133L201 134V137H202V143L204 142V141H207L208 143H211L213 146V150H218V151H221L222 152V150H229V151H231V150H234L235 148H234V146H232V145H228L226 142H228L227 140H228V137H230L231 135H229L228 133V131H229V129H230V125H228V124H230L231 122H230V117H229V114H228V112L227 111H222V112H220V111H215L214 109H206V110H204L203 112H202V114L199 116ZM243 118V117H242ZM259 118V117H258ZM261 118V117H260ZM131 119H132V121L134 120V118H132L131 117ZM241 119V118H240ZM239 119V120H240ZM13 120H15V119H13ZM12 120V121H13ZM17 120V119H16ZM27 120V119H26ZM127 118H126V122H127ZM136 120V119H135ZM135 120L133 121V123L135 122ZM149 120H147V122L149 121ZM156 120V119H155ZM159 120V119H158ZM181 120V119H180ZM193 120V119H192ZM221 120V122L223 123V124H225V125H222L221 124V126H218L217 125V127L219 128V129H217V130H213V129H210V125L209 124H212V123H215L216 121H220ZM234 120V119H233ZM244 120H245V122H246V119H245V117H244ZM244 120H242V121H244ZM22 121V120H21ZM140 121V120H139ZM138 120H137V122L136 123H138L139 122ZM140 121V122H141ZM154 121V120H153ZM171 121H172V119H171ZM235 121V120H234ZM63 122V121H62ZM78 122H79V119H78ZM129 122V121H128ZM139 122V124H141ZM145 122V121H144ZM143 122V123H144ZM155 122V121H154ZM158 122V121H157ZM160 122V121H159ZM175 122H176V120H175ZM259 122V121H258ZM18 123V122H17ZM24 123V122H23ZM22 123V124H23ZM27 123H29V122H27ZM77 123V122H76ZM142 123V124H143ZM151 123H153V122H151ZM10 124V123H9ZM30 124V123H29ZM33 124V123H32ZM35 124H36V122H35ZM80 124V123H79ZM81 124H82V122H81ZM80 124V125H81ZM148 125V123H144V125ZM150 124V123H149ZM157 124V123H156ZM160 124V123H159ZM251 124H252V122H251ZM12 125V124H11ZM80 125H79V129L81 128L80 127ZM125 125V124H124ZM124 125H122V127L124 126ZM143 125V126H144ZM153 126L155 125V124H152ZM176 125H178V123L176 124ZM1 126V125H0ZM10 126V125H9ZM35 126V125H34ZM33 125H32V127L35 129V127H34ZM70 126V127H69ZM73 126H78V125H73ZM72 126V127H73ZM127 126H129V125H127ZM136 126H141V125H136ZM143 126H142V129H143ZM151 126V124L149 125V127ZM164 126V125H163ZM191 126V125H190ZM193 126V125H192ZM196 126V125H195ZM227 126V128L229 127V129H228V131H226V132H224L225 130H224V128L223 127H226ZM242 126V125H241ZM6 127V126H5ZM18 127V126H17ZM25 127V126H24ZM75 127H73L74 129H75ZM125 127H126V125H125ZM124 127V128H125ZM133 127H134V124H133ZM152 127V126H151ZM151 127L150 128H148V130L149 129H151ZM211 127H212V125H211ZM213 127H215V126H213ZM220 127H221V129H220ZM233 127L234 126H232V130H233ZM238 127H240L239 125H238ZM243 127V126H242ZM248 127H249V125H248ZM251 127V126H250ZM254 127V126H253ZM257 127H258V125H257ZM260 127V126H259ZM258 127V128H259ZM1 128V127H0ZM11 128H12V126H11ZM32 128V130H34ZM77 128V127H76ZM120 128H121V126H120ZM123 128V129H124ZM153 128V127H152ZM156 128V127H155ZM168 128V127H167ZM195 128V127H194ZM216 128V127H215ZM256 128V127H255ZM14 129V128H13ZM17 129H19V128H17ZM22 129V128H21ZM39 129H41L40 127H39ZM45 129V130H46ZM63 129L65 130V132L63 131ZM78 129V128H77ZM78 129V130H79ZM82 129H81V132H82ZM126 129H129L128 127H126ZM135 129H137V127L136 128H134L133 130H135ZM142 129H137V130H139V132L141 133V131H142ZM230 129V130H231ZM234 129H235V127H234ZM237 129V128H236ZM241 129L242 128H240L239 129V131L241 132ZM244 130H245V128H243ZM249 128H247V126H246V134H245V136L247 135L248 136V134H250V136H251V132L252 131H250V130H248ZM260 129V128H259ZM259 129H256L257 131H259L260 132V130ZM28 130V129H27ZM27 130H24V132L26 133V134H29L30 135V133H32L31 131L30 132H28ZM36 130V129H35ZM42 130L43 129H41V132H42ZM45 130H44V132H45ZM110 130V131H109ZM136 130V132L138 133V131ZM141 130V131H140ZM144 130H146L147 131V129H145V127H144ZM143 130V131H144ZM151 130H153V129H151ZM178 130V129H177ZM185 130H186V128H185ZM244 130H242V131H244ZM262 130V129H261ZM22 131V130H21ZM20 131V132H21ZM105 131H109L108 133L107 132H105ZM125 130H123V132H124ZM142 131V132H143ZM146 131H145V133H146ZM163 131V130H162ZM187 131V130H186ZM234 132H236L235 130H233ZM244 131V132H245ZM2 132V131H1ZM23 132V133H24ZM41 132H39V133H41ZM64 132V133H63ZM103 132H104V135H107V137L106 136H104V138H107L106 140H105V142H103V143H101V140L102 141H104V139L102 138L101 139V134H103ZM130 132V131H129ZM131 132H135V131H131ZM149 132H150V130H149ZM152 132H154V131H152ZM151 132V133H152ZM175 132V131H174ZM184 132V131H183ZM191 132V135H192V131H190ZM228 132V133H227ZM237 132H238V130H237ZM258 132V133H259ZM262 132V131H261ZM9 133V132H8ZM12 133V132H11ZM16 133V132H15ZM23 133H22V135H23ZM43 133V132H42ZM106 133V134H105ZM112 133V132H111ZM132 133V134H133ZM136 133V134H137ZM144 133V132H143ZM144 133V134H145ZM147 133H148V131H147ZM160 133V132H159ZM158 133V134H159ZM177 133V132H176ZM242 133V132H241ZM258 133H252V134H258ZM25 134V135H26ZM37 134V133H36ZM45 134V133H44ZM81 134H83V133H80V134H78V136L80 135L81 136ZM110 134V133H109ZM125 135L127 134V136H129L128 135V133H124ZM187 134V133H186ZM193 134H194V131H193ZM238 134V133H237ZM261 134H263V132L261 133ZM28 135V136H29ZM42 135V134H41ZM64 135V136H65ZM113 135H115V134H112V135H110V138H112L111 136H113ZM119 135V134H118ZM118 135H117V137H118ZM146 135V134H145ZM165 135V134H164ZM176 135V134H175ZM175 135H174V137H175ZM195 135V134H194ZM197 135H198V133H197ZM5 136V135H4ZM11 136V135H10ZM31 136H33V134L31 135ZM44 137L46 136V135H43ZM83 136V135H82ZM81 136V137H82ZM131 136V137H130ZM129 137L130 138H132V135H130ZM138 136V135H137ZM137 136H135L136 138H137ZM228 136V137H227ZM235 136V135H234ZM237 136V135H236ZM235 136V137H236ZM249 136V137H250ZM260 136H262V135H260ZM18 137V136H17ZM25 137H27V136H25ZM42 137V136H41ZM48 137V136H47ZM103 137V136H102ZM142 137V136H141ZM156 137V136H155ZM157 137H159V136H157ZM156 137V138H157ZM162 136L160 135V138H161ZM172 137V136H171ZM198 137V136H197ZM240 137H241V135H240ZM14 138V137H13ZM16 138V137H15ZM19 138H20V135H19ZM23 138V136L20 138V139H22ZM43 138V137H42ZM129 138V140H131ZM150 138V137H149ZM192 138V137H191ZM191 138H189V139H191ZM198 138H200V136L198 137ZM234 138V137H233ZM242 138V137H241ZM259 138V137H258ZM18 139V138H17ZM25 139V138H24ZM33 139H35V138H33ZM44 139V138H43ZM64 139V138H63ZM139 139V138H138ZM158 139V138H157ZM156 139V140H157ZM171 139V138H170ZM193 139V138H192ZM201 139V138H200ZM226 139V140H225ZM247 139V138H246ZM249 139V138H248ZM247 139V140H248ZM261 140H262V138H260ZM2 140V139H1ZM49 140H46L47 142L49 141ZM110 140V139H109ZM124 140H127V139H124ZM144 140H146V139H144ZM148 140V139H147ZM155 140V139H154ZM153 140V141H154ZM159 140V139H158ZM168 140V139H167ZM194 140V139H193ZM197 140V139H196ZM233 140V139H232ZM236 140V139H235ZM238 140V139H237ZM244 140V139H243ZM243 140H242V142H243ZM256 140H259V139H257V138H252V141H251V139H250V144H252V145H257V142H256ZM264 140V139H263ZM6 141V140H5ZM10 141V140H9ZM20 141H23V139L22 140H19V142ZM29 141V140H28ZM39 141V140H38ZM44 141H45V139H44ZM45 141V142H46ZM81 141V140H80ZM107 141V142H106ZM152 141V140H151ZM160 141V140H159ZM169 141V140H168ZM171 141H173V140H170V143H171ZM201 141V140H200ZM199 141V142H200ZM231 141V140H230ZM234 141V140H233ZM233 141H232V143H233ZM240 142H241V139L239 140ZM16 142H18V141H16ZM15 142V143H16ZM30 142V141H29ZM34 142V141H33ZM37 142V141H36ZM44 142V144H46ZM71 142V141H70ZM86 142V143H85ZM126 142V141H125ZM147 142H149V140L147 141ZM146 142V143H147ZM157 142V141H156ZM194 142H197V141H194ZM190 143L189 144V142L188 143H186L185 142V140H184V138H182L181 136H177V137H175V140L170 144V146H167V149H166V151H169V152H171L170 153V159H169V161H168V163H167V165L169 166V164L172 162V165H176L177 164V162H179L178 160H180L177 156H180V155H188V153L190 154V153H194V151L196 152V150L197 149H199L200 148V144H197V143ZM244 142L246 143V141L244 140ZM243 142V143H244ZM260 142V141H259ZM21 143V142H20ZM25 144H23V143H21V144H23V146L24 147H26L25 145H26V142H24ZM35 143V142H34ZM49 143V142H48ZM69 143V142H68ZM80 143H82V142H80ZM101 143V144H100ZM136 143V142H135ZM134 143V144H135ZM139 143H141V142H139ZM151 143V142H150ZM158 143V142H157ZM180 143H182L183 145H184V147L183 146H178V145H180ZM201 143V146H203L204 144H202ZM247 143H248V141H247ZM262 143H263V141H262ZM19 144V143H18ZM28 144V143H27ZM41 144H43V143H41ZM67 144V143H66ZM74 144V143H73ZM148 144V143H147ZM162 144V143H161ZM17 145V144H16ZM20 145V144H19ZM38 145V144H37ZM47 145V146H48ZM71 145H72V143H71ZM82 145V144H81ZM125 145V144H124ZM131 145V144H130ZM156 145H158V144H156ZM243 145V144H242ZM244 145H247V144H244ZM264 145V144H263ZM263 145H262V147H263ZM1 146H2V144H1ZM15 146V145H14ZM23 146H20V148H19V146H17V148L18 149H21ZM28 146V145H27ZM39 146V145H38ZM41 146V145H40ZM76 146H77V144H76ZM79 146V145H78ZM78 146H77V148L76 147H74V145H72V147H74V148H76V151H77V149H78ZM126 146V145H125ZM138 146H140V145H138ZM145 146H146V144H145ZM155 145H153V147H154ZM161 146V145H160ZM205 147H206V145H204ZM235 146H236V141H235ZM260 145H258L257 146V148L259 147ZM29 147H30V144H29ZM31 147H33V146H31ZM45 147V146H44ZM86 147H87V149H86ZM104 147V148H103ZM114 147V146H113ZM141 147V146H140ZM244 147V146H243ZM247 147V146H246ZM246 147H245V149H246ZM28 148V147H27ZM26 148V149H27ZM37 148V147H36ZM36 148H35V150H36ZM40 148V147H39ZM38 148V149H39ZM46 148L47 147H45L44 149L46 150ZM108 148V149H107ZM137 148V147H136ZM165 148H166V146H165ZM204 148V147H203ZM234 148V149H233ZM260 148V147H259ZM258 148V149H259ZM264 148V147H263ZM23 149V148H22ZM38 149H37V151H38ZM78 149V150H79ZM83 149H85V150H87L86 152H84V150ZM141 149H143V147L141 148ZM201 149V148H200ZM205 149V148H204ZM204 149H202V151H204ZM13 150V152H14V150L15 149H12ZM40 150V149H39ZM100 150H99V152H100ZM212 150V151H213ZM7 151V150H6ZM9 151V150H8ZM17 151V150H16ZM20 151H22V150H20ZM19 151V152H20ZM27 152L29 151V149L28 150H26ZM47 151V153H48V149L46 150ZM72 151V150H71ZM145 152H147L146 151V149L144 150ZM209 151V153H211L210 152V150H207V152ZM235 151H236V149H235ZM39 152V151H38ZM96 152L94 153V154H96ZM142 152V151H141ZM214 152V151H213ZM225 152H227V151H225ZM252 152H254V150L252 151ZM255 152H259L258 150L257 151H255ZM261 152V151H260ZM259 152V153H260ZM4 153H8V152H4ZM16 153V152H15ZM20 153H22V152H20ZM19 153V154H20ZM23 153H24V149H23ZM37 153V152H36ZM47 153H45V154H47ZM76 153H78V155H79V152H76ZM204 153H205V151H204ZM233 153H235V152H233ZM247 154H249V152H246ZM263 153V152H262ZM16 154H18V153H16ZM45 155L44 153H42L41 152V155ZM97 154H99L98 152H97ZM101 154V153H100ZM104 154H106V152L104 153ZM108 154V153H107ZM136 154H137V149H136ZM150 154V153H149ZM162 154V153H161ZM166 154V153H165ZM246 154V155H247ZM27 155V154H26ZM38 155V154H37ZM40 155V154H39ZM40 155V156H41ZM73 155V154H72ZM77 154H75V156H76ZM78 155H77V160H79L78 158H80V156L78 157ZM102 155V154H101ZM100 155V156H101ZM127 155V154H126ZM132 155V154H131ZM144 155V154H143ZM221 155V154H220ZM223 155V154H222ZM244 155V154H243ZM255 155V154H254ZM253 155V156H254ZM259 156H260V154H258ZM264 155V154H263ZM4 156V155H3ZM25 156V155H24ZM36 156V155H35ZM45 156H47V155H45ZM73 157V158H76V157ZM84 156V157H83ZM85 155H82L81 157L82 158H84V159H82V158H80V160H81V162H79V164H80V167H81V165H82V167H85L87 164L89 165V163H92L91 161L89 162V163H87V164H85L84 163V161L86 162V161H88V160H86L85 159V157H86ZM189 156V155H188ZM187 156V157H188ZM200 156V155H199ZM203 156H204V154H203ZM211 156V155H210ZM248 156V155H247ZM251 156H252V154H251ZM259 156H255V157H258V158H260ZM16 157V156H15ZM14 157V158H15ZM26 157V156H25ZM70 157H71V154H70ZM102 157V156H101ZM106 157V156H105ZM104 157V158H105ZM129 157V156H128ZM183 157H185V156H183ZM182 157V158H183ZM190 157H191V159H192V156H191V154H190ZM190 157H189V159H190ZM202 156H200V158H201ZM232 157H234L233 155H232ZM254 157V158H255ZM3 159H5L4 157H2ZM7 158L9 159V157H8V155H7ZM20 158V157H19ZM36 158V157H35ZM41 158V157H40ZM46 158V157H45ZM45 158H43L44 160H45ZM96 158H98V157H96ZM100 158V157H99ZM107 158V157H106ZM105 158V159H106ZM161 158H162V156H161ZM193 158H195L194 156H193ZM198 159H199V157H197ZM206 158V157H205ZM208 158V157H207ZM212 158V157H211ZM223 158V157H222ZM253 158V159H254ZM23 159V158H22ZM25 159H28V158H25ZM48 159V158H47ZM71 159V158H70ZM89 159V158H88ZM92 159H94V158H92ZM108 160H107V162L109 163V165L108 166H105V168L106 167H109L110 166V158H107ZM126 159H127V156H126ZM187 159V158H186ZM185 159V160H186ZM188 159V160H189ZM209 159V158H208ZM207 159V160H208ZM224 159V158H223ZM223 159H217L216 161H214L213 160V164H216L217 166L216 167H222V165H223ZM228 159H229V157H228ZM234 159H235V157H234ZM236 159H238V157L236 158ZM240 159L241 158H239V163H240ZM246 159H247V157H246ZM14 161H16L15 159H13ZM18 160H21V159H18ZM39 159H37V161H38ZM72 160V159H71ZM79 160V161H80ZM82 160H84L83 162H82ZM100 160H101V158H100ZM102 160H104L103 158H102ZM125 160V159H124ZM159 160H160V158H159ZM182 160H184V158L182 159ZM187 160V161H188ZM196 160V159H195ZM195 160H192L193 162L192 163H194V161ZM258 160V159H257ZM260 160V159H259ZM6 161V160H5ZM24 161H27V160H24ZM36 161V162H37ZM41 161V160H40ZM45 161H47V160H45ZM73 161V160H72ZM72 161H70L71 163H72ZM94 161H95V159H94ZM96 161H98V160H96ZM144 161V160H143ZM156 161H158V159L156 160ZM162 161V160H161ZM186 161V162H187ZM209 161V160H208ZM225 161V160H224ZM227 161V160H226ZM225 161V162H226ZM228 161H231V160H228ZM234 161V160H233ZM236 161V160H235ZM238 161V160H237ZM242 161H245V159H243ZM247 161V160H246ZM261 161V160H260ZM9 162V161H8ZM39 162V161H38ZM75 162H76V160H75ZM78 162V161H77ZM100 161H98V163H99ZM102 162H104V161H102ZM119 162V161H118ZM125 162V161H124ZM128 162V161H127ZM159 162V161H158ZM224 162V163H225ZM258 162V161H257ZM261 162H263V161H261ZM3 163V162H2ZM44 163V164H45ZM81 163H83V164H81ZM112 163V162H111ZM129 163V162H128ZM144 163H146V162H144ZM151 163V162H150ZM153 163V162H152ZM156 163V162H155ZM155 163H153V165H152V172H151V174L152 173H154V171H156V168L159 166V163H161V162H159V163H157V164H155ZM181 163V162H180ZM188 163H190L191 164V162L189 161ZM195 163H196V161H195ZM200 163H201V161H200ZM228 163V162H227ZM233 162H231V164H232ZM236 163V162H235ZM260 163V162H259ZM8 164L9 163H7V167H8ZM40 164H43L42 162L40 163ZM78 164V163H77ZM84 164H85V166H84ZM96 164H97V162H96ZM96 164L95 165H93V164H91V166L93 165V166H96ZM124 164V163H123ZM184 164V163H183ZM202 164V163H201ZM230 164V165H231ZM243 164V162H241V164L240 165H242ZM48 165H46V166H48ZM73 165V164H72ZM100 165V164H99ZM98 165V166H99ZM105 165H107V164H105ZM131 165V164H130ZM142 165V164H141ZM162 165H163V163H162ZM162 165H161V167L160 168H162ZM185 165V164H184ZM184 165H183V167H184ZM207 165V164H206ZM219 165V166H218ZM225 165H226V163H225ZM237 165H239V164H237ZM237 165H233L232 167H226L225 166V169H220V168H218L217 170H214V172L213 173H211L210 175H208V177H210V178H212V179H214V181L215 182H217L219 185L222 183L221 181H223V180H225L224 178H225V175H224V173H226V172H228L230 169H232V170H230V171H234L233 169H236L237 167ZM246 165V164H245ZM244 164H243V167H246ZM18 166V165H17ZM22 166V165H21ZM20 166V167H21ZM24 166V165H23ZM41 166V165H40ZM48 166V167H49ZM54 166H53V169H56V168H54ZM79 166V165H78ZM90 166V165H89ZM112 166V165H111ZM127 166H128V164H127ZM143 166V165H142ZM180 166H181V164H180ZM188 166H189V164H188ZM197 166V165H196ZM199 166V165H198ZM214 167H215V165H213ZM253 166V165H252ZM14 167V166H13ZM26 167V169L29 167H27V165L25 166ZM36 167V166H35ZM42 167V166H41ZM40 167V168H41ZM45 167V166H44ZM80 167H79V169H80ZM101 167H103L104 168V166H101ZM174 167V166H173ZM172 167V168H173ZM178 167V166H177ZM177 167H175V168H177ZM208 167V166H207ZM215 167V168H216ZM240 167V166H239ZM242 167V166H241ZM243 167L242 168H240V171H242V169H243ZM22 168V167H21ZM21 168H19V166L16 168L17 169V171H16V177L18 176V177H22L23 176V170L21 169ZM43 168V167H42ZM41 168V170H42V172H43V170L44 169H42ZM46 168V167H45ZM90 169H87L88 170V175H89V171L91 170V167H89ZM93 169H96V167L94 168V167H92ZM99 167H97V171L100 169L101 170V168H99ZM131 167H129V169H130ZM159 168V169H160ZM172 168H171V170H172ZM179 168V167H178ZM213 168V167H212ZM222 168H224V167H222ZM2 169V168H1ZM10 169V168H9ZM12 169V168H11ZM25 169V170H26ZM47 169V168H46ZM52 169V168H51ZM74 169V168H73ZM72 169V170H73ZM83 169V168H82ZM85 169V168H84ZM85 169V170H86ZM125 169V168H124ZM126 169H127V167H126ZM166 169H167V166H166ZM191 169V168H190ZM195 169V167H193V173H197V171H195L194 170ZM199 169V168H198ZM208 169H209V167H208ZM211 169V168H210ZM239 169V168H238ZM238 169H236V170H238ZM24 170V171H25ZM33 170V169H32ZM38 170H39V168H38ZM40 170V171H41ZM49 170V169H48ZM72 170H70L71 171V173H72ZM76 170V169H75ZM84 170V171H85ZM99 170V171H100ZM104 171H105V169H103ZM107 170V169H106ZM117 170V169H116ZM142 170V169H141ZM150 170V171H151ZM161 170V169H160ZM159 170V171H160ZM173 170H174V168H173ZM181 170V169H180ZM212 170V169H211ZM210 170V171H211ZM6 171V170H5ZM28 172H29V169L27 170ZM35 171H37L36 169H35ZM58 170L56 169V172H57ZM168 171H169V169H168ZM175 171V173H177L176 172V170H174ZM174 171H173V173H174ZM188 171V170H187ZM191 171V170H190ZM195 171V172H194ZM229 171V172H230ZM239 171V170H238ZM246 171V174H245V176L244 177H247L246 179H248V178H250L251 180L252 179H260L261 177H262V175L264 174V163H260V164H258V165H255L253 168H249L248 170H245ZM1 172H2V170H1ZM46 172H47V174L49 173V171H47L46 170ZM55 172V173H56ZM76 172H77V170H76ZM96 171H94L93 173H95ZM103 171L101 170V173H102ZM156 172H158V171H156ZM163 172H167V171H163ZM172 172V171H171ZM171 172L169 171V173L171 174ZM181 172H182V170H181ZM180 172V173H181ZM203 172V171H202ZM237 172V171H236ZM3 173V172H2ZM27 172H25V174H26ZM31 173H32V171H31ZM33 173H35V172H33ZM59 173L61 174L62 172H60L59 171ZM64 173V172H63ZM62 173V174H63ZM90 173H92V170H91V172ZM92 173V175H94V177H97V175H95V174H93ZM99 174H100V172H98ZM97 173V174H98ZM125 173H127L126 171H125ZM162 173V172H161ZM168 173V174H169ZM175 173L174 174H172L173 175V177H176L175 176ZM179 173V174H180ZM183 173H185L184 172V170H183V172H182V174ZM187 173V172H186ZM185 173V174H186ZM199 173V175L198 176H200V171L198 172ZM207 173V172H206ZM238 173V172H237ZM241 173V172H240ZM43 174H44V172H43ZM46 174V175H47ZM57 174V173H56ZM67 174V173H66ZM65 174V175H66ZM85 174L87 175V173H86V171H85ZM85 174L83 173V175L85 176ZM98 174V175H99ZM116 174V173H115ZM155 174V173H154ZM181 174V175H182ZM189 174L191 175V172H189ZM202 174V173H201ZM228 174H230V175H232L233 173H227V175ZM234 174H236L235 172H234ZM239 174V173H238ZM238 174H236V175H238ZM2 175V174H1ZM0 175V176H1ZM12 175H13V172H12ZM12 175H11V173H10V171L8 170V171H6V172H4L3 173V175L1 176V178H0V191H1V194H2V196L4 197V192L10 187V183L12 184ZM32 175V174H31ZM30 175V176H31ZM34 175V174H33ZM33 175H32V177H33ZM52 175V174H51ZM71 175V174H70ZM80 175V174H79ZM88 175H87V177H88ZM92 175H89V176H92ZM100 175H102V174H100ZM104 175V174H103ZM128 175V174H127ZM133 175V174H132ZM188 175V174H187ZM186 175V176H187ZM240 175V174H239ZM239 175L238 176H236L237 178H239ZM26 176V175H25ZM35 176V175H34ZM58 176H60V175H58ZM125 176H126V174H125ZM131 176V175H130ZM129 176V177H130ZM164 176H165V174H164ZM163 176V174L161 175V177L163 178L164 177ZM166 176H167V174H166ZM169 176V175H168ZM179 176V175H178ZM184 177H185V175H183ZM202 176V175H201ZM229 176V175H228ZM233 176V175H232ZM232 176H231V179L233 180L235 177L233 176V178H232ZM241 176V175H240ZM15 177V176H14ZM27 177V176H26ZM52 177V176H51ZM50 177V178H51ZM93 176L91 177V180H92V178H94ZM121 177V176H120ZM122 177H123V175H122ZM155 177V176H154ZM160 177V176H159ZM182 177V176H181ZM187 177H189V175L187 176ZM187 177L186 178H184L185 180L187 179ZM207 177V176H206ZM22 178H24V177H22ZM49 178V179H50ZM90 178V177H89ZM89 178H87V179H89ZM98 178V177H97ZM96 178V179H97ZM100 178V177H99ZM98 178V179H99ZM101 178H102V176H101ZM118 179H119V177H117ZM166 179H167V177H165ZM171 178H172V176H171ZM171 178H169L168 177V179H171ZM177 178V177H176ZM178 178H180V176L178 177ZM190 178H193L194 179V177H190ZM199 178V177H198ZM229 178V177H228ZM227 178V179H228ZM242 178V177H241ZM241 178H239V179H236V180H234L235 181V183L234 182H232V183H234V185H236V186H242V184L240 185H238V183H237V180L239 181ZM17 179V178H16ZM26 179V178H25ZM24 179V180H25ZM30 179V177L27 179L28 181H31V180H35V178L33 177V179L31 178V180H29ZM44 179V178H43ZM52 179V178H51ZM50 179V180H51ZM53 179H55V178H53ZM81 179V178H80ZM98 179H97V181H95L96 183H97V186H98V183H99V181H98ZM109 179V178H108ZM124 179V178H123ZM126 179V178H125ZM124 179V180H125ZM157 179V178H156ZM164 179V178H163ZM166 179H165V181H166ZM173 179V178H172ZM181 179V178H180ZM192 179V180H193ZM205 179H207V178H205ZM245 179V180H246ZM14 178H13V184H15L14 183ZM26 180V181H27ZM56 180V179H55ZM58 180V179H57ZM56 180V181H57ZM75 180V179H74ZM90 180V179H89ZM102 180V179H101ZM119 180H121L122 181V178L121 179H119ZM119 180H115L116 182H118ZM123 180V181H124ZM128 180H129V178H128ZM128 180H126V181H128ZM143 180V179H142ZM145 180V179H144ZM148 180H150V179H148ZM174 180V179H173ZM182 180V179H181ZM184 180V181H185ZM191 180V179H190ZM190 181V182H187L188 180H186L185 182H187L188 184H190L191 186H193V185H195L194 183V181ZM200 179H198V181H199ZM209 180V179H208ZM255 180H253V181H255ZM48 181V180H47ZM55 181V182H56ZM87 181V180H86ZM94 181V180H93ZM110 181H112L111 179H110ZM110 181H108L109 183H110ZM122 181V182H123ZM146 181V180H145ZM169 181V180H168ZM180 181V180H179ZM183 181V182H184ZM213 181V180H212ZM211 181V179H210V182H212ZM247 181V180H246ZM253 181H251V184H252V182ZM25 182V181H24ZM40 182V181H39ZM60 183H61V181H59ZM91 182V181H90ZM89 182V183H90ZM95 182H93V184L95 183ZM139 182H141L140 180H139ZM149 182V181H148ZM147 182V183H148ZM153 182V181H152ZM151 182V183H152ZM160 182H162V179H161V181ZM164 182V181H163ZM162 182V184H161V186L162 185H164L165 184V182L163 183ZM177 182V181H176ZM182 182V181H181ZM206 182H207V180H206ZM209 182V183H210ZM214 182V183H215ZM225 182V181H224ZM228 182V181H227ZM230 182V181H229ZM240 183L242 182V180L241 181H239ZM257 183L256 184H258L259 183V187L260 186H264V180L263 181H260V182H258V180L256 181ZM30 183V182H29ZM35 183V182H34ZM59 183V184H60ZM118 183H120L121 184V182H118ZM118 183H116V184H118ZM124 183V182H123ZM122 183V184H123ZM126 183V182H125ZM124 183V185H122V186H125L126 184ZM150 183V182H149ZM172 183V182H171ZM213 183V182H212ZM213 183V184H214ZM226 183V182H225ZM225 183H224V185H225ZM242 183H244V182H242ZM249 183H250V181H249ZM33 184V183H32ZM84 184V183H83ZM91 185H92V182L90 183ZM108 184V183H107ZM112 184H115V183H112ZM111 184V185H112ZM115 184V185H116ZM119 184V186L117 185V187H113V189H115L116 188V190H118L117 188L118 187H120L121 185ZM157 184V183H156ZM155 184V185H156ZM166 184H167V182H166ZM176 184V183H175ZM187 184V185H188ZM208 184V183H207ZM211 184V183H210ZM216 184V183H215ZM214 184V185H215ZM245 184H246V182H245ZM35 185V184H34ZM38 185V184H37ZM46 185V184H45ZM54 185V184H53ZM66 185V184H65ZM95 185V184H94ZM93 185V187H95ZM114 185V186H115ZM138 185V184H137ZM160 184H158V186H159ZM167 185H170V184H167ZM166 185V187H168ZM174 185V184H173ZM179 185H181V183H179ZM187 185H185V186H187ZM197 185V184H196ZM195 185V186H196ZM200 185V183L198 184V186ZM227 185H228V183H227ZM227 185H225V186H227ZM244 185V184H243ZM13 187L15 186V185H12ZM38 186H40V185H38ZM47 186H48V184H47ZM84 186V185H83ZM83 186H81V187H79V188H77V187H75L77 190L78 189H80V188H83ZM87 186H90V185H87ZM107 186H110L109 184L107 185ZM106 186V187H107ZM134 186V185H133ZM150 186H152L153 188H154V186L153 185H150ZM171 186V185H170ZM168 187V189H167V191L168 190H170L169 188H173L174 186H171V187ZM176 187H177V185H175ZM189 186V185H188ZM194 186V187H195ZM198 186H196V187H198ZM211 186V185H210ZM215 186H217V185H215ZM224 186V187H225ZM246 186V185H245ZM244 186V187H245ZM248 186V185H247ZM26 187V186H25ZM30 187V186H29ZM33 187V186H32ZM86 187V186H85ZM92 187V186H91ZM91 187H89V189L91 188ZM99 187V186H98ZM100 187H102V185H100ZM112 187V186H111ZM204 187V186H203ZM248 187H250V186H248ZM252 187V188H251ZM250 187V189H254L256 186H255V184L253 183V185ZM48 188V187H47ZM50 188V187H49ZM74 187H73V189H75ZM126 188V187H125ZM143 188V187H142ZM159 189L161 188V187H158ZM171 188V189H172ZM182 188H183V186H182ZM193 188V187H192ZM31 189V188H30ZM41 189V188H40ZM87 189V188H86ZM85 189V192L88 190H86ZM92 189V188H91ZM90 189V190H91ZM96 189V188H95ZM95 189H93V191L91 192L90 190V192L91 193H93L94 194V192H95ZM97 189H99V188H97ZM100 189H103V188H100ZM112 189V188H111ZM112 189V190H113ZM124 189V188H123ZM122 188H121V190H123ZM133 189V188H132ZM132 189H130V190H132ZM139 189V188H138ZM145 189V188H144ZM162 189H165L164 187L162 188ZM162 189H161V192H162ZM186 189V188H185ZM191 188H189V190H190ZM205 189V188H204ZM227 189V188H226ZM232 189V188H231ZM230 189V190H231ZM246 189V188H245ZM244 189V190H245ZM264 189V188H263ZM262 189V190H263ZM9 190V189H8ZM25 190V189H24ZM28 190V189H27ZM50 190V191H49ZM48 191H49V193L51 192V189H49ZM70 190V189H69ZM104 190V189H103ZM102 190V191H103ZM108 190V189H107ZM106 190V191H107ZM130 190H128V191H130ZM135 190V188L133 189V191ZM137 190V189H136ZM135 190V191H136ZM153 189H151V191H152ZM157 190V189H156ZM174 190V189H173ZM177 190H179V193H180V189H178V187H177ZM182 190V189H181ZM192 190V189H191ZM230 190H228V191H230ZM257 190H259V189H257ZM45 191V190H44ZM66 191V190H65ZM68 191V190H67ZM115 191V190H114ZM114 191H107V194H108V192H109V194H110V192L112 193H118V192H114ZM119 191V190H118ZM126 191V190H125ZM128 191H126L129 195H130V193L128 192ZM146 191V190H145ZM144 191V192H145ZM153 191H155V189L153 190ZM187 191V190H186ZM217 191H218V189H217ZM237 191V190H236ZM250 191V190H249ZM260 191H261V188H260ZM264 191V190H263ZM10 192V191H9ZM13 192V191H12ZM23 192V191H22ZM71 192V191H70ZM73 192H75V191H73ZM84 192V190L81 192V193H83ZM84 192V193H85ZM89 192V193H90ZM96 192H97V190H96ZM99 192V191H98ZM131 192V191H130ZM144 192H142V193H144ZM170 192H172L171 190H170ZM195 193L196 191H192V193ZM244 192V191H243ZM8 193V192H7ZM27 193V192H26ZM48 193V194H49ZM53 193H54V191H53ZM76 193V192H75ZM74 193V194H75ZM88 192L86 193V194H89ZM102 193V192H101ZM101 193H100V195H101ZM112 193V195H114ZM122 193V192H121ZM127 193H125V194H127ZM133 193V192H132ZM131 193V194H132ZM149 193V192H148ZM152 193V192H151ZM160 193V192H159ZM176 193H177V191H176ZM178 193V194H179ZM188 193V192H187ZM231 193H232V190H231ZM247 193V192H246ZM251 193H253V192H251ZM28 194V193H27ZM44 194V193H43ZM46 194V193H45ZM47 194V195H48ZM57 193H55V195H56ZM59 194V193H58ZM72 194V193H71ZM73 194V195H74ZM85 194V195H86ZM103 194H104V192H103ZM123 194H124V191H123ZM122 195V196H127V195ZM153 195L151 196V197H153V196H155V194L154 193H152ZM167 194H168V192H167ZM170 194V193H169ZM172 194V193H171ZM170 194V195H171ZM177 194V195H178ZM189 194H190V191H189ZM217 194V193H216ZM239 194V193H238ZM47 195H46V197H47ZM50 195V194H49ZM51 195H53V194H51ZM72 195V196H73ZM77 195H80V194H77ZM76 195V196H77ZM82 195V194H81ZM84 195V196H85ZM96 195V194H95ZM97 195H98V193H97ZM112 195H110V196H112ZM115 195H117V194H115ZM128 195V196H129ZM145 195H147V194H145ZM159 195H162V194H159ZM169 195V196H170ZM173 195V194H172ZM175 195V194H174ZM173 195V196H174ZM183 194H182V192H181V195H179V196H182ZM195 195V194H194ZM194 195H193V197H194ZM207 195V194H206ZM215 195V194H214ZM27 196V195H26ZM38 196V195H37ZM71 196V197H72ZM88 196V195H87ZM86 196V197H87ZM91 196V195H90ZM119 195H117V197H118ZM131 196V195H130ZM142 196V195H141ZM167 196V195H166ZM168 196V197H169ZM184 196H185V191H184ZM238 196V195H237ZM17 197V196H16ZM23 197V196H22ZM36 197V196H35ZM41 197V196H40ZM45 197V198H46ZM55 197V196H54ZM54 197H51L52 199L54 198ZM75 197V196H74ZM73 197V198H74ZM81 197V196H80ZM94 197V196H93ZM100 197V196H99ZM102 197V196H101ZM104 197H105V195H104ZM106 197H108L109 198V195L108 196H106ZM113 197V196H112ZM116 197V198H117ZM124 197H122V199L124 198ZM143 197V196H142ZM146 196H144V198H145ZM162 197V196H161ZM161 197H159L158 196V198H161ZM167 197V198H168ZM175 197H176V195H175ZM174 197V198H175ZM183 197V196H182ZM196 198H197V196H195ZM202 197H203V195H202ZM250 197V196H249ZM5 198V197H4ZM17 198H19V197H17ZM16 198V199H17ZM48 198H50V196L48 197ZM50 198V199H51ZM79 198V197H78ZM88 198V197H87ZM130 198H132V197H130ZM129 198V199H130ZM143 198V199H144ZM165 198V197H164ZM171 198V197H170ZM173 198V197H172ZM184 198V197H183ZM191 198V197H190ZM9 199H10V197H9ZM20 199V198H19ZM24 199V198H23ZM92 199V198H91ZM106 199V198H105ZM104 199V200H105ZM128 199V198H127ZM126 199V200H127ZM128 199V200H129ZM140 199V198H139ZM142 198H141V200H140V202H142V200H143ZM147 198H145L143 201H145ZM1 200V199H0ZM6 200H7V198H6ZM12 199H10V201H11ZM34 200V199H33ZM45 200V199H44ZM53 200H55V199H53ZM71 200V199H70ZM69 200V201H70ZM72 200H75V199H72ZM72 200H71V202H72ZM94 200V199H93ZM99 200H101L100 198H99ZM109 200V199H108ZM161 200V199H160ZM159 200V201H160ZM169 200V199H168ZM236 200V199H235ZM5 201V200H4ZM17 201V200H16ZM19 201V200H18ZM31 201V200H30ZM42 201V200H41ZM48 201V200H47ZM50 201V200H49ZM80 201V200H79ZM82 201H84V200H82ZM97 201V200H96ZM101 201H103V198H102V200ZM106 201V200H105ZM105 201H103L104 203H105ZM113 201H115V200H113ZM122 201V200H121ZM154 201H156V200H154ZM163 201H164V199H163ZM8 202V201H7ZM20 202V201H19ZM24 202V201H23ZM38 202H39V200H38ZM51 202V201H50ZM67 202V201H66ZM90 202V201H89ZM116 202V201H115ZM120 202V201H119ZM124 202V201H123ZM140 202L138 201V203L140 204ZM148 202V201H147ZM158 202V201H157ZM161 202V201H160ZM178 202V201H177ZM180 202V201H179ZM178 202V203H179ZM196 202V201H195ZM15 203V202H14ZM18 203V202H17ZM49 203V202H48ZM53 203V202H52ZM52 203H50L51 205H53ZM58 203V202H57ZM60 203V202H59ZM63 203V202H62ZM74 203L75 202H73V203H71V205L73 204L74 205ZM76 203H77V201H76ZM80 203V202H79ZM82 203V202H81ZM86 203V202H85ZM103 203V204H104ZM106 203H108V202H106ZM117 203H118V201H117ZM137 203V204H138ZM144 203V202H143ZM143 203H141L142 205H144ZM165 203V205H169V208H170V203H167L166 201L164 202ZM175 203V202H174ZM214 203V202H213ZM7 204H9V202L7 203ZM11 204V203H10ZM27 204V203H26ZM54 204H55V202H54ZM90 204V203H89ZM102 204V203H101ZM101 204L99 203V205L101 206ZM151 204V203H150ZM175 204H177V203H175ZM216 204V203H215ZM242 204V203H241ZM14 205V204H13ZM12 205V206H13ZM24 205V204H23ZM35 205V204H34ZM49 205V204H48ZM59 205V204H58ZM72 205V207H74ZM76 205V204H75ZM110 205H111V203H110ZM113 205V204H112ZM167 205V206H168ZM5 207L7 206V205H4ZM8 206H10V205H8ZM38 206V205H37ZM77 206H78V204H77ZM76 206V207H77ZM97 206V205H96ZM99 206V207H100ZM103 206V205H102ZM102 206L100 207V209L102 208ZM105 206H106V204H105ZM136 206V205H135ZM11 207V206H10ZM19 207H21V206H19ZM56 207V206H55ZM68 207V206H67ZM71 207V208H72ZM81 207V206H80ZM128 207V206H127ZM139 207H141V205H139ZM206 207V206H205ZM2 208H4V207H2ZM7 208V207H6ZM13 208H15L14 206H13ZM32 208V207H31ZM77 208H79V207H77ZM84 208V207H83ZM104 208V207H103ZM135 208H138L137 206L135 207ZM155 208V207H154ZM7 209H9V208H7ZM12 209V208H11ZM17 209V208H16ZM25 209V208H24ZM34 209H36V208H34ZM39 209V208H38ZM55 209H57V208H55ZM55 209H52L53 211L55 210ZM105 209V208H104ZM107 209V208H106ZM139 209V208H138ZM141 209V208H140ZM140 209H139V211H140ZM4 210V209H3ZM6 210V209H5ZM4 210V211H5ZM10 210V209H9ZM22 210V209H21ZM26 210V209H25ZM70 210V209H69ZM68 210V211H69ZM84 210V209H83ZM97 210V209H96ZM99 210V209H98ZM110 210V209H109ZM136 211H138L137 209H135ZM168 210V209H167ZM216 210H217V208H216ZM13 211V210H12ZM12 211H11V213H12ZM57 211V210H56ZM55 211V214L57 213ZM59 211V210H58ZM138 211V212H139ZM142 211V210H141ZM223 211V210H222ZM7 212H8V210H7ZM14 213L15 212H17V211H13ZM26 212V211H25ZM34 212V211H33ZM159 212V211H158ZM238 212V211H237ZM2 213V212H1ZM11 213H7L5 216L3 215V214H0V215H2V216H4L5 218H7L6 216H9ZM13 213V214H14ZM18 213V212H17ZM21 213V212H20ZM41 213V212H40ZM49 213V212H48ZM72 213V212H71ZM103 213V212H102ZM126 213V212H125ZM132 213H134V211L132 212ZM131 213V214H132ZM226 213V212H225ZM16 214V213H15ZM22 214V213H21ZM25 214H27V213H25ZM32 214V213H31ZM37 214V213H36ZM35 214V215H36ZM135 214H137V213H135ZM30 215V214H29ZM38 215V214H37ZM99 215V214H98ZM165 215V214H164ZM10 216H12V214L10 215ZM22 216V215H21ZM31 216V215H30ZM33 216V215H32ZM46 216H47V214H46ZM57 216V215H56ZM61 216V215H60ZM102 216V215H101ZM100 216V217H101ZM178 216V215H177ZM13 217V216H12ZM36 217V216H35ZM34 217V218H35ZM52 216H49V218L50 219H52L51 218ZM59 217V216H58ZM68 217V216H67ZM75 217V216H74ZM91 217V216H90ZM116 217V216H115ZM130 217V216H129ZM204 217V216H203ZM236 217V216H235ZM16 218V217H15ZM24 218H25V216H24ZM48 218V219H49ZM56 218V217H55ZM131 218V217H130ZM9 219V218H8ZM73 219V218H72ZM76 219V218H75ZM132 219V218H131ZM197 219V218H196ZM12 220V219H11ZM10 220V221H11ZM30 220H33L32 218L31 219H29V221ZM35 220V219H34ZM53 220V219H52ZM52 220H50V222H52ZM56 220V219H55ZM55 220H53V221H55ZM66 220V219H65ZM74 220V219H73ZM64 221V220H63ZM106 221V220H105ZM202 221V220H201ZM209 221V220H208ZM239 221V220H238ZM37 222H38V220H37ZM46 222H47V220H46ZM48 222H49V220H48ZM50 222H49V224H50ZM56 222V221H55ZM70 223L72 222V221H69ZM31 223V222H30ZM45 223V222H44ZM57 223V222H56ZM170 223V222H169ZM175 223V222H174ZM238 223V222H237ZM42 224H43V222H42ZM47 224V223H46ZM39 225H41V224H39ZM53 225V224H52ZM63 225V224H62ZM62 225H60L61 226V228H62ZM66 225V224H65ZM21 226V225H20ZM22 226H24V225H22ZM26 227H27V225H25ZM30 226V225H29ZM37 226V225H36ZM60 226H59V228H60ZM99 226H101V225H99ZM248 226V225H247ZM246 226V227H247ZM7 227V226H6ZM39 227V229H40V226H38ZM46 227V226H45ZM49 227H50V225H49ZM102 227V226H101ZM110 227V226H109ZM149 227V226H148ZM2 228V227H1ZM1 228H0V230H1ZM4 228V227H3ZM9 228V227H8ZM72 228V227H71ZM81 228V227H80ZM119 228V227H118ZM155 228V227H154ZM259 228V227H258ZM6 228H4V230H5ZM14 229V228H13ZM36 229V228H35ZM35 229H33V230H35ZM38 229V228H37ZM46 230H47V227L45 228ZM44 229V230H45ZM51 228H49V230H50ZM218 229V228H217ZM7 230V229H6ZM17 230V229H16ZM31 230V229H30ZM52 230V229H51ZM66 230V229H65ZM68 230V229H67ZM108 230V229H107ZM153 230V229H152ZM207 230V229H206ZM14 231V230H13ZM48 231V230H47ZM250 231V230H249ZM9 232V231H8ZM21 232H24V231H21ZM35 232V231H34ZM61 232H62V230H61ZM60 232V233H61ZM2 233V232H1ZM16 233V232H15ZM18 233V232H17ZM28 233V232H27ZM31 234H32V232H30ZM37 233V232H36ZM41 233V232H40ZM48 233V232H47ZM181 233V232H180ZM4 234V233H3ZM22 234V233H21ZM39 234V233H38ZM42 234V233H41ZM17 235V234H16ZM19 235V234H18ZM30 235V234H29ZM35 235V234H34ZM55 235V234H54ZM57 235H59V233L57 234ZM65 234H63V236H64ZM1 236V235H0ZM20 236V235H19ZM25 236V235H24ZM31 236V235H30ZM28 237V236H27ZM27 237H26V239H27ZM107 237H108V235H107ZM151 237V236H150ZM13 238V237H12ZM20 238H22V237H20ZM32 238V237H31ZM35 238H37V236L35 237ZM55 238V237H54ZM218 238V237H217ZM16 239V238H15ZM17 239H18V237H17ZM24 239V238H23ZM64 239V238H63ZM247 239V238H246ZM12 240V239H11ZM28 240V239H27ZM31 240V239H30ZM34 240V239H33ZM46 240V239H45ZM25 241V240H24ZM38 241V240H37ZM41 241H42V239H41ZM212 241V240H211ZM10 242V241H9ZM13 241H11V243H12ZM20 242V241H19ZM23 242V241H22ZM31 242V241H30ZM35 242V241H34ZM44 242V241H43ZM46 242V241H45ZM80 242V241H79ZM105 242V241H104ZM109 242V241H108ZM193 242V241H192ZM227 242V241H226ZM2 243V242H1ZM1 243H0V245H1ZM28 243V242H27ZM32 243V242H31ZM38 243V242H37ZM42 243V242H41ZM40 243V244H41ZM50 243H52V242H50ZM17 244H18V242H17ZM35 244V243H34ZM39 244V245H40ZM59 244V243H58ZM244 244V243H243ZM6 245V244H5ZM4 245V246H5ZM14 245V244H13ZM24 245V244H23ZM31 245V244H30ZM29 245V246H30ZM62 245V244H61ZM82 245H84V244H82ZM37 246V245H36ZM57 246V245H56ZM64 246V245H63ZM75 246V245H74ZM161 246V245H160ZM7 247V246H6ZM9 247V246H8ZM21 247V246H20ZM38 247L39 246H37V249H38ZM46 247H48V246H46ZM85 247V246H84ZM18 248V247H17ZM27 248H29V247H27ZM35 248V247H34ZM41 248V247H40ZM44 248V247H43ZM152 248V247H151ZM174 248V247H173ZM177 248H179V247H177ZM184 248V247H183ZM247 248V247H246ZM22 249V248H21ZM59 249V248H58ZM91 249V248H90ZM196 249V248H195ZM1 250V249H0ZM18 250V249H17ZM42 250V249H41ZM68 250V249H67ZM66 250V251H67ZM171 250V249H170ZM174 250V252H176L177 251V249H173ZM180 250H181V248H180ZM180 250H179V252H180ZM2 252H3V250H1ZM7 251V250H6ZM27 251V250H26ZM32 251H34V250H32ZM39 251V250H38ZM20 252V251H19ZM37 252V251H36ZM36 252H34V253H36ZM59 252V251H58ZM84 252H86V251H84ZM119 252V251H118ZM217 252V251H216ZM6 253V252H5ZM21 253H23V252H21ZM33 253V252H32ZM39 253H40V251H39ZM57 253V252H56ZM172 253V252H171ZM178 253V252H177ZM11 254V253H10ZM24 254V253H23ZM22 254V255H23ZM30 254H31V252H30ZM76 254V253H75ZM193 254V253H192ZM2 255H3V253H2ZM32 255V254H31ZM38 255V254H37ZM48 255V254H47ZM53 255V254H52ZM61 255V254H60ZM73 255V254H72ZM106 255V254H105ZM174 255V254H173ZM17 256H18V254H17ZM21 256V255H20ZM40 256V255H39ZM42 256V255H41ZM2 257V256H1ZM0 257V260L3 258H1ZM53 257V256H52ZM56 257V256H55ZM70 257V256H69ZM86 257V256H85ZM220 257V256H219ZM12 258V257H11ZM22 258V257H21ZM65 258V257H64ZM68 258V257H67ZM5 259V258H4ZM44 258H42V260H43ZM62 259V258H61ZM23 260V259H22ZM56 260V259H55ZM182 260V259H181ZM206 260V259H205ZM19 261H20V259H19ZM18 261V262H19ZM58 261V260H57ZM100 261V260H99ZM1 262V261H0ZM3 262H4V260H3ZM17 262V263H18ZM22 262V261H21ZM27 262H28V260H27ZM52 262V261H51ZM170 262V261H169ZM25 263V262H24ZM43 263V262H42ZM54 263H55V261H54ZM61 263V262H60ZM82 263V262H81ZM5 264V263H4ZM56 264V263H55ZM67 264V263H66Z\"/></svg>", "mask_w": 264, "mask_h": 264}]
</instances>
